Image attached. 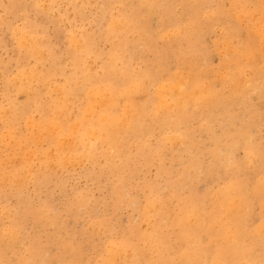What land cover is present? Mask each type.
<instances>
[{
    "label": "rangeland",
    "instance_id": "374dc122",
    "mask_svg": "<svg viewBox=\"0 0 264 264\" xmlns=\"http://www.w3.org/2000/svg\"><path fill=\"white\" fill-rule=\"evenodd\" d=\"M39 1L40 0H0V30H1L0 31V105H1L0 107L3 111H5V112H2V110L0 109L1 110L0 115L2 116V113H4L3 116L0 117L1 118L0 123L3 124V125L0 124V140H1V142H0V150H1L0 151V185H1L0 186V188H1L0 189V195H1L0 196V205H1L0 206V221L3 220L0 223V226H1L0 227V233H1L0 238L3 236L1 238L3 241L0 239V244H1L0 250H2L4 248L2 250V252L0 251L1 252L0 253V257H1L0 258V264L1 263L2 264H18V263L19 264H26V263L27 264H29V263L30 264L31 263L32 264H42L44 262H46L47 264H52V263L53 264H81V263L82 264H102V262L104 264H110L113 256H115V259H116L114 264H128L129 261H130L129 264H153V263L154 264H167V263L173 264V262H174V264H182V263L183 264H195V262L197 264H205V263L206 264H214V263L216 264V262L214 260L215 259L214 255H215V251L218 249H223V250L226 249V250H229V252H231L230 255L225 257L227 262L225 261V259H223V264H261V263L264 264V261H263L264 260V252L263 253L260 252V251H264V236H263L264 235V230H263L264 229V226H263L264 225V213H263L264 212V209H263V207H264L263 206L264 205V191H263V189H264V159H262L264 157V151H262V150H264V147H263L264 146V121H263L264 120V101H261L262 99L264 100V98H263L264 96H262V95H264V63H263L264 62V51H263L264 50V28H263L264 27V15H263L264 14V9H263L264 8V0H248V1L247 0H235V1L234 0H232V1L231 0H160V1L159 0H146V1L145 0H42V2L41 1L39 2ZM186 1H187V3H186ZM228 1H230L229 2L230 4L228 3ZM11 2H12V4L14 2V6H16V7H14L12 4H10ZM112 2L113 3L115 2V3L113 4ZM9 4L12 5V7ZM110 4H112V5H110ZM141 4L143 6H141ZM237 4H239V5H237ZM245 5H246V7H245ZM248 5H249V7H248ZM81 8H82V10H81ZM112 9H113V11H112ZM204 9H206V11ZM5 10L8 12H6ZM37 11H38V13H37ZM40 12H41V14H40ZM225 12L226 13L228 12V14H226ZM238 12H239V14H237ZM113 13H116V14H113ZM197 14H198V16L200 14V16L198 17ZM203 14H204V17H203ZM234 14H236V15H234ZM252 14L254 15V17L252 16ZM15 15H16V17H15ZM208 15H209V17H208ZM238 15H240V16H238ZM244 15H245V17H243ZM261 15H263V16H261ZM206 17H208V19ZM244 19H248V20H244ZM151 20H153V21H151ZM118 21H119V24H118ZM242 21L245 23L243 24ZM25 22L27 24L29 23L28 28H27L28 25H26ZM30 22L31 23L34 22L33 25H31ZM36 22H38L39 24ZM235 22H236V24H235ZM111 23H112V27H109V26H111ZM194 23H196V24H194ZM114 24H115V27L117 26L116 28L114 27ZM232 24H234V25H232ZM240 24L244 27H242ZM255 24H257V25H255ZM142 25H144V26H142ZM24 26H25V28H24ZM36 26H38V27H36ZM41 26L44 28H42ZM121 26H123L122 29H121ZM239 26L241 27L242 30L239 29ZM13 27H14L15 32L17 31L16 34H18V36L14 33V30H12ZM151 27H152V29H151ZM190 27H192V28H190ZM69 29H72V30H69ZM258 29H260V30L258 31ZM193 31H195V32H193ZM248 31H251L252 33L251 32L247 33ZM253 31H255V32H253ZM117 32H119V33H117ZM138 32H140V33L138 34ZM19 33L21 34V36H19L20 35ZM234 33H235V35H234ZM258 33H259V35H258ZM38 34H39V36H38ZM261 34L263 35L262 36L263 40L261 38ZM49 35H50V37H49ZM78 35H79V37H77ZM133 35L135 36L134 38H133ZM15 36H17V37H15ZM32 36L33 37L35 36V37L32 38ZM18 38H20V39H18ZM24 38L26 39V41ZM112 38H113V40H112ZM132 38H133V41H131ZM250 38H252L253 40ZM138 39L140 41H138ZM20 40H21V42H20ZM69 41H71L70 45H69ZM72 41H73L74 45L72 44ZM90 41L92 42V44ZM152 41H153V43L151 44ZM23 42L29 46H25ZM75 42H76V44H75ZM113 42H114V44H113ZM257 42H258V44H257ZM115 43H116V45H115ZM117 43H119V44H117ZM142 43H143V46H142ZM187 43H189V46L187 45ZM4 44H5V46H4ZM78 44L81 46H79ZM259 44H261V45H259ZM77 45H78V47H77ZM123 45H125V46H123ZM135 45L137 48H134ZM197 45H198V47H197ZM227 45H228V47H227ZM48 46H50L51 48ZM71 46L73 48H71ZM258 46H260V47H258ZM68 47H70V48H68ZM76 47L78 49H76ZM79 47L81 49H79ZM186 48H187V50H186ZM120 49H121V51H120ZM248 49L251 52L249 51L248 55H247ZM20 50H22V51H20ZM188 50H189V52H188ZM122 51H124V52H122ZM178 51H180V52H178ZM193 51L194 52L198 51L199 53L198 52H197V54L192 53ZM87 52H88V54H87ZM109 52H110V54H108ZM113 52H114V54H113ZM117 53H118V55H117ZM159 53L160 54L163 53V54L160 55ZM56 54H59V55H56ZM83 54H85L86 57ZM200 54L203 57H201ZM22 55H24V56H22ZM119 55H120V57L118 58ZM127 55L131 56V57H128ZM133 55H135V56H133ZM18 56H19V59H21V60L18 59ZM114 56L115 57L117 56L116 59L118 60V62ZM204 56H206V58ZM88 57H90L91 59H89ZM166 57H167V60L169 62L166 60ZM41 58H43V59H41ZM47 58H48V61H47ZM74 58H76V59H74ZM83 58L84 59L88 58V60L87 59L84 60ZM126 58H127V60H126ZM78 59L79 60L81 59V60L79 61ZM113 59H114V61L110 62V60H113ZM179 59H181V60H179ZM77 60L79 62H76ZM37 62H39V63H37ZM90 62H91V64H90ZM93 62H94V64H92ZM162 62H164V63H162ZM182 62L185 65H183ZM65 63H66V66H65ZM82 63H84V64H82ZM114 63H115V66H114ZM110 64L113 65L112 68H111ZM189 64H190V66H189ZM223 65H224V67H223ZM20 66H22L21 69H20ZM31 66H32V68H31ZM82 67H84V70L91 68L90 70H92V71H90V70L84 71L82 69ZM95 67L97 69H94ZM108 67H110L111 69ZM34 68L36 69V72H33V71H35ZM98 68H100V69H98ZM116 68L118 69V71H116L117 70ZM146 68H147V73L145 71ZM157 68H159V69H157ZM165 68H167L168 70ZM25 69H26V71H25ZM74 69H75V71H74ZM80 69L83 71L81 72ZM113 69H115V70H113ZM127 69H128V72L131 71L130 69H132V71L130 73H128ZM177 69H178V71H177ZM78 70H80V72ZM112 70L114 71L113 72L114 74H112ZM143 70H144V74L140 73ZM254 70H255V72H254ZM259 70H261V71H259ZM31 71L33 73H31ZM67 71H69V72H67ZM76 71H77V74H75ZM258 71L261 74H259ZM13 72L17 76H14ZM11 73L14 77L11 76ZM101 73H102V75H101ZM145 73H146V75H145ZM152 73L157 74L156 75L157 77L155 76V74H152ZM170 73H172V74H170ZM193 73H194V75H193ZM92 74H93V76H92ZM95 74L97 75L98 78L96 77ZM175 74H178V75H175ZM35 75H37V76H35ZM62 75L65 76L66 78L63 77ZM152 75L155 76L157 79H155V77H153ZM170 75H171V77H170ZM173 75H174V77H172ZM258 75H259V78H258ZM89 76H90V78H89ZM126 76H127V78H126ZM163 76H166V77H163ZM86 78H87V80H86ZM140 78H141V80H140ZM185 78H186V80H185ZM18 79L21 81H19ZM31 79H33V80H31ZM89 79L91 81H89ZM119 79H121V81ZM8 80H9V83L7 82ZM76 80H78L77 81L78 84L75 82ZM129 80L131 82L135 81L134 83L137 82V86H138L137 90L132 91V89H130L131 84H130ZM179 80H181V82ZM10 81H12V82H10ZM165 81H166V83L164 84ZM243 81H245L244 84L242 83ZM13 82H16V86H15V83H13ZM19 82H21V84ZM60 82H61V84H60ZM84 82H86V83H84ZM128 82L130 84L129 85L130 87L127 84ZM148 82H150V83L148 84ZM174 82L176 84L177 83L178 84L176 85ZM56 83H58V84H56ZM116 83L117 84L119 83V84L117 85ZM19 84H20V86H24V87L19 89ZM45 84H46V86H45ZM51 84H53V85L56 84V85L53 86ZM63 84H65V85H63ZM120 84H122V85H120ZM140 84L143 85V87L140 88L139 87ZM35 85H36V87H35ZM40 85H41V87H39ZM159 85H162L163 87L161 88V86H159ZM247 85L250 87H248ZM258 85H259V87H258ZM42 86L45 87L47 92L52 91L49 93H51L53 96L50 94L48 95V93H46L45 89ZM109 86H110V88H109ZM9 87L13 90H11ZM17 87H18V89H16ZM54 87L57 88V90L54 89ZM66 87H67V89H66ZM152 87L153 88L156 87V88L153 89ZM179 87L181 88V90ZM49 88H51L52 90H50ZM144 88H145V91L147 93L145 91H143ZM160 88L163 90L160 91ZM41 89H43V92ZM108 89H109V91H108ZM146 89H148V90H146ZM17 90H18V93H17ZM26 90L29 92H27ZM156 90L157 91L159 90V91L155 92ZM171 90H172V92H171ZM205 90H207L208 92ZM13 91L16 93V96H18V97L15 96V93ZM53 91H54V93H53ZM57 91H59V92H57ZM76 91H77V94H76ZM100 91L106 92L108 96L106 95V93L100 92ZM39 92H40V94H39ZM129 92L130 93L132 92V93L130 94ZM148 92H150V93H148ZM152 92H153V94H152ZM214 92H216L218 95H216ZM65 93H66V95H65ZM91 93L93 96L91 95ZM94 93H96V94L94 95ZM114 93H116V94H114ZM119 93H122V94H120V97H119ZM140 93H142L143 96H141L142 94H140ZM205 93H207V94L205 95ZM212 93H213V95H212ZM25 94H26V96H25ZM144 94H145V96H144ZM247 94H248V96H247ZM62 95H65V96H63V99H62ZM70 95H71V99H69ZM72 95H74V96H72ZM88 95L92 97V98L89 97L90 99H92L90 102H89L90 99L88 98ZM103 95L105 98L103 97ZM113 95L115 98H113ZM154 95H155V97H153ZM22 96H24V97H22ZM31 96L33 97V99L31 98L33 101L38 100V101H35L36 104L33 103V101H32L33 104L30 103L31 99H29V97H31ZM50 96H51L52 100L50 99ZM94 96L98 102L96 100L93 101V99H95V98H93ZM136 96H137V98H135ZM149 96L152 98H150ZM176 96H177V98H176ZM8 97H9V99H8ZM57 97H60L62 102L60 101V98H57ZM26 98H27V100H26ZM102 98L105 100V102H103L104 100ZM106 98H108V99H106ZM120 98L122 100H120ZM126 98H128V99H126ZM138 98H141L142 102L140 101L141 99H138ZM153 98H154V100L152 101ZM234 98L236 101H234ZM49 99H50V102H49ZM53 99L55 102L53 101ZM57 99L61 103L59 101H57ZM109 99L111 101L114 100L115 104H113L114 101L112 103ZM227 99H228V102L226 103ZM25 100L28 103H26ZM135 100H138V102ZM150 100H151V102H150ZM67 101L69 102V104H67L68 103ZM143 101H144V103H143ZM161 101H163V103H161ZM179 101H180V103H179ZM99 102L100 103L102 102V103L100 104ZM148 102H150V103H148ZM198 102H199V104H198ZM231 102H233L234 104ZM10 103H12L13 105ZM29 103L31 104L30 106L27 105ZM157 103L158 104H164V105L162 107V105H158ZM201 103L203 106L201 105ZM218 103H219V105H218ZM230 103L232 104L231 106H230ZM3 104H4V106H3ZM54 104L58 108H55L56 106ZM92 104L94 106L95 105L96 106L94 107ZM170 104L173 107H170ZM223 104H224V106H223ZM226 104L228 106H230L229 110H228V106ZM38 105H41V106H38ZM66 105H67V107H66ZM68 105L70 106V108ZM217 105H218V108H217ZM2 106H3V108H2ZM7 106H8V110L6 108H4ZM13 106L17 107V108L15 109ZM22 106L24 107V109L22 108ZM127 106L129 108H127ZM137 106H138V108H136ZM149 106H152V107H149ZM160 106H161V109H160ZM166 106H167V108L164 109V107H166ZM9 107H11V108H9ZM41 107H42V109H40ZM63 107L65 108V111L62 110ZM85 107L87 109L88 108L89 109L86 111ZM139 107H142L141 110H139L140 109ZM201 107L203 110L201 109ZM232 107H233V109L231 110ZM30 108L31 109L38 108L39 111H38V109L36 110L37 112L34 110L32 111ZM71 108L73 110H74V108H76V109L73 111ZM94 108H96V109H94ZM223 108H226V109H223ZM45 109L48 112V114L45 111ZM99 109H101L100 113H99ZM126 109H128V110H126ZM26 110L29 111V114ZM129 110H130V112H129ZM136 110H138L139 113ZM192 110H193V112H192ZM42 111H43V113H42ZM63 111H64L66 117H65ZM93 111H94V113H92ZM97 111L99 114L97 113ZM153 111H154V114H153ZM227 111H229L228 114H224V113H227ZM230 111H233L232 112L233 114L230 113ZM20 112L23 115H21ZM101 112H103V113H101ZM156 112H157V114H155ZM164 112L165 113L167 112V114L165 116L163 115V114H165ZM203 112L205 113L204 115H203ZM208 112H210V113H208ZM220 112H221V114H219ZM7 113L9 114V120L7 119L8 118ZM16 113H20V114H16ZM24 113H26L25 115L27 117L24 115ZM30 113L35 114V115L30 116L31 115ZM142 113H143V115H142ZM170 113H172V114H170ZM189 113H191L190 116H189ZM102 114L104 116H106L108 119H110L112 117L109 120L110 124H112V125L109 124V127H111V131H110V128H108V130L101 129V124H103V118H102L103 115ZM126 114H128V115H126ZM178 114H181V115H178ZM199 114H200V116H199ZM211 114H213L214 117ZM223 114H224V116H223ZM16 115H17V118H16ZM70 115H72V116L70 117ZM94 115H96V118ZM110 115H112V116H110ZM140 115H141V117H140ZM147 115L150 118H148ZM155 115H157V116H155ZM184 115L186 118H182V116L184 117ZM20 116H21V118H20ZM28 116L30 118H28ZM89 116L92 117L91 120L95 124L99 120H101V121H99L94 128L89 127L87 125L88 122H85V120L86 121L90 120ZM121 116H122V118L120 119ZM178 116H179L180 120H182V121L178 120ZM196 116H199V117L197 118ZM217 116H220L221 118H219ZM153 117H155V119L157 117L158 119L155 120ZM161 117H163V118L161 119ZM188 117H189V119H188ZM207 117H208V119L206 120ZM11 118L13 120L12 122H10ZM35 118L38 119V121ZM40 118L42 120H40ZM52 118H53V120H51ZM126 118H128V119H126ZM166 118H168V119L164 120ZM175 118H176V122H174ZM202 118H203V120H202ZM227 118H230V119H227ZM2 119H3V121H2ZM125 119H126V121H125ZM183 119L184 120L186 119L185 122ZM223 119H224V122H223ZM4 120H6V121H4ZM71 120H73V121H71ZM95 120H96V122H95ZM122 120H123V122H121ZM161 120H162V123H164V126L160 122ZM170 120H172L171 123L168 122ZM198 120H200V121H198ZM23 121H25V122H23ZM130 121L131 122L133 121V122L130 123ZM155 121H157V122H155ZM178 121L183 122V123L180 124ZM210 121L212 124L210 123ZM212 121H214V122H212ZM22 122H23V124H22ZM42 122H43V124H42ZM47 122L49 125H47ZM72 122L73 123L75 122L74 125H72L74 128L71 127ZM34 123L36 124L35 125L36 127L38 125L37 128L36 127L34 128V126H33ZM120 123H121V126H120ZM127 123H129V124H127ZM208 123H210V125ZM4 124H5V126H4ZM28 124H31V126ZM98 124H99V126H98ZM124 124H126V125H124ZM135 124H137V126ZM160 124H161V126H160ZM175 124H176V126H177V124H180V125H179V127L177 126V128H176ZM203 124H205V125H203ZM61 125H62V127H61ZM63 125H64V127H63ZM158 125H159V128H158ZM186 125H187V127H186ZM6 126H8V128ZM27 126H29V127L27 128ZM58 126H60L62 129ZM68 126L71 128H69ZM127 126H129V127H127ZM142 126L144 129L142 128ZM212 126H213V128H212ZM238 126H239V128H241V130H243V133L240 132L241 130L238 128ZM51 127H52V129H51ZM75 127H76V130H75ZM79 127L81 128V130ZM232 127H237L239 130L237 128L235 129ZM3 128H5V129H3ZM58 128L60 131H58ZM89 128H92V130L90 129L88 131ZM95 128H97V129H95ZM120 128H121V130H120ZM147 128H148V130H146ZM165 128L169 129V130L166 131ZM180 128L182 130L183 129L184 130L180 131ZM205 128H207V130ZM13 129H15V130H13ZM70 129L73 132L72 131L69 132ZM171 129H172V131H171ZM208 129H210L211 131ZM234 129H235V131H233ZM251 129H253V130H251ZM2 130H3V132H2ZM33 130H34V132H33ZM77 130H79V131H77ZM128 130H129V133H128ZM134 130L135 131L137 130V131L134 133ZM138 130L140 131V134L138 133L139 132ZM202 130H203V132H202ZM237 130L239 131V133ZM17 131H19V132H17ZM29 131H30V133H29ZM96 131H98V132H96ZM116 131H117V134H116ZM118 131H121V133L120 132L118 133ZM1 132H2V135H1ZM9 132H12V133L9 134ZM49 132H51V133H49ZM80 132L82 134V138H81ZM83 132H87L86 136H85V133H83ZM234 132H235V134L233 135L232 133H234ZM248 132L250 134L253 132L251 135V140L249 137L250 134ZM4 133H5V135L8 134L10 139H8L7 135H6L7 137L5 135H3ZM23 133H26V134H23ZM53 133L55 134V136ZM69 133H71L72 135L71 134L68 135ZM136 133H138V135ZM212 133L213 134L215 133L214 136ZM11 134H13V135L11 136ZM44 134H45V136H43ZM50 134H51V136H50ZM64 134H66V135H64ZM94 134H96V136ZM128 134H129V136L127 138ZM142 134H144V136ZM165 134H166V136H165ZM187 134H188V136H187ZM239 134H240V137H239ZM244 134H245V136H244ZM18 135H19V138H18ZM100 135L101 136L103 135V137H100ZM175 135H176V137H175ZM226 135H228V136L231 135V137H227ZM77 136H78V138H77ZM83 136H84V138H83ZM145 136L147 138H145ZM185 136H187V137H185ZM225 136L227 137L226 139H224V140L220 139V138H225ZM16 137H17V139H16ZM22 137H24V139H22ZM62 137H64V140L62 139ZM93 137L97 141H95L93 139ZM133 137H135V138H133ZM143 137H144V140H143ZM165 137H167V140H169V141L164 139ZM172 137H175L176 139L175 138L174 139L178 140V142L174 141V139ZM214 137H215V140L213 141ZM13 138L15 140L14 142L12 140ZM34 138H36V139H34ZM38 138H40V141L38 140ZM41 138H42V140H41ZM58 138H59V140L60 139L61 140L58 141ZM141 138H142V140H141ZM168 138H171V139H168ZM194 138L196 139V141H194L195 140ZM203 138H204V140H203ZM205 138L207 141L205 140ZM241 138H244V139H241ZM19 139L20 140L22 139V140L19 142ZM27 139H29V140H27ZM31 139H32V141H31ZM45 139H46V141H45ZM92 139H93V142H91ZM211 139L213 142H211ZM216 139L219 140L220 142L217 141V142H219V144L215 143L216 144L215 145L214 142H216ZM10 140L13 143H11ZM77 140L79 141V143H77L78 142ZM149 140H151V141H149ZM172 140L174 142H172ZM231 140H233L232 142L235 141L233 143V145H231ZM238 140H240V141H238ZM57 141L59 142L58 144L56 143ZM141 141L143 142V144ZM170 141L172 142V144L170 143ZM203 141H205V142H203ZM245 141L247 142V144ZM27 142H29L28 145H27ZM89 142L91 143V145ZM122 142H123V144H122ZM138 142L141 145H139ZM197 142H198V144H197ZM17 143L19 146L17 145ZM75 143H77V146L79 144V146L77 147ZM86 143H87L88 147H87ZM106 143L108 145H106ZM187 143H189V144H187ZM200 143H202L203 145L202 144L200 145ZM20 144H23L24 146L23 145L20 146ZM33 144L35 145L36 148H34ZM40 144L42 146H40ZM83 144H84V146L81 147V145H83ZM133 144L135 145V148H134ZM151 144L153 145L154 151L151 148L152 147ZM208 144H210V145H208ZM213 144H214V147H213ZM237 144H238V146H237ZM249 144H251V148H250ZM144 145H145V148H144ZM189 145L190 146L192 145V146L190 147ZM196 145L199 146V148ZM221 145H223L224 148ZM229 145H231V146H229ZM29 146L31 148H29ZM57 146H59V147H57ZM162 146H164V147H162ZM203 146H206V148ZM247 146H248V148H244ZM252 146H253V148H252ZM11 147H13V148H11ZM16 147H18L19 151ZM39 147H41V148H39ZM130 147L132 148V151H134V152L131 151ZM232 147L236 148V149H232ZM255 147H257V148H255ZM22 148H24V149H22ZM64 148H65V150H63ZM89 148H90V150H89ZM104 148H105V150H104ZM124 148H126L125 151H124ZM173 148L176 150H174ZM184 148L186 149V151L184 150ZM2 149H3V151H2ZM9 149H11V150H9ZM128 149H129V151H128ZM134 149L135 150L137 149L138 151L136 150L137 152H135ZM224 149L227 151V153ZM249 149H251V150L254 149V150L251 151ZM33 150H34V153H33ZM74 150H75V152H74ZM83 150H84V152H83ZM143 150H146V151H144V153L146 152L145 154L143 153ZM150 150H152V151H150ZM177 150L178 151L180 150V152H182V150H183L185 153L183 152L184 153L183 154V153L177 152ZM188 150H190V151H188ZM209 150L213 154L210 153ZM212 150H214V151H212ZM230 150H231V152L228 153ZM24 151L25 152L28 151L29 153L31 152L33 154L29 155V153H24ZM47 151H49L50 153ZM58 151H60V153ZM61 151H63V152H61ZM215 151H217V153ZM220 151H222L221 152L222 155L220 154ZM247 151H248V153L246 154ZM82 152L86 156L85 155L83 156ZM141 152L143 153V155ZM207 152H209V153H207ZM258 152H259V154H258ZM20 153H21L22 157L19 156ZM35 153H37V154H35ZM53 153H57V154H53ZM63 153L68 157L69 160L71 159L70 163L73 164V165L71 164L72 166H70L68 159H66V160H68L67 162H65L66 160L64 161L66 156L63 155ZM12 154H14V155H12ZM44 154H48V155L46 156ZM49 154L53 155V158ZM68 154H70L71 156L77 154V156L75 155V156L71 157L69 155L70 156L69 157ZM129 154L131 157L129 156ZM136 154H138V156H139V154H141L142 156L137 157ZM158 154H159V156H158ZM216 154H218V155L216 156ZM261 154H262V158H261ZM17 155H18V157H17ZM23 155H24V157H23ZM54 155H56L57 157H55ZM145 155L149 156V157L152 155L150 157V159H148V157H147L148 160L146 161V165L144 162L145 161L144 158H146ZM163 155H165V156H163ZM193 155H195L194 157H196V158H194ZM225 155H226V157H225L226 159H223ZM256 155H258V156L256 157ZM15 156H16V158H15ZM59 156L63 157L62 158L63 161L61 160V158ZM112 156H114V157H112ZM156 156H157V158H156ZM211 156H212V158H211ZM218 156L220 158V161H217V160H219ZM244 156H246V158ZM5 157H6V160H5ZM41 157L42 158L44 157L45 160L42 159ZM79 157H82V158L79 159ZM126 157H128L127 159L130 161L126 160ZM133 157L137 160V162L135 159H133ZM140 157H144V158H140ZM247 157H249V158H247ZM252 157L253 158L255 157V158L253 159ZM200 158L204 159V160L202 161ZM228 158L230 160V162H229L230 164L225 163V162H228ZM50 159L51 160L53 159L52 162L50 161L51 163L49 162ZM72 159L74 162H71ZM78 159L81 160L83 163L81 161H79ZM95 159H96V161H94ZM132 159L134 161H132ZM143 159H144V161H143ZM191 159H193V160L191 161ZM199 159H200V161H199ZM243 159L245 160V162ZM47 160H48V162H47ZM58 160L59 161L61 160V162H59ZM98 160H100L101 162H98ZM103 160H105L106 162ZM116 160L118 161V163H116ZM223 160H225V161H223ZM54 161L56 162V164ZM57 161L59 162V164ZM152 161H153V163L156 162L155 164L158 165L159 167L153 163H149ZM204 161H206V162H204ZM12 162H13V164H12ZM26 162L28 163V165ZM63 162H64V164H63ZM77 162L78 163L81 162V163H79V165H76V164H78ZM103 162H105V163H103ZM125 162L129 163L127 165V167H126ZM130 162L131 163L133 162V164H130ZM181 162H183V164ZM207 162H211V163L208 165ZM212 162H214V163H212ZM219 162L222 164H220ZM23 163H24V166H22ZM36 163L39 165H37ZM47 163L48 164L50 163L51 165L49 164V166H48ZM53 163H54V166H53ZM114 163H116V164H114ZM187 163H188V166H186ZM193 163H194V165H196V167L192 166ZM218 163H219V167H220L219 169H218V165H216ZM31 164L33 165V167L31 166ZM160 164L163 166H161ZM179 164H181V166L178 167ZM64 165H66V166H64ZM74 165H75V167H74ZM114 165H116V166H114ZM207 165L211 166V167H208ZM231 165H232V168H231ZM241 165H243V167ZM252 165H254V168ZM29 166H30V169H29ZM143 166H145V167H143ZM155 166L160 170H158ZM176 166H177V168H176ZM184 166H186L187 168ZM205 166H206V168H205ZM221 166H223V167H221ZM132 167H133V169L131 170ZM207 167H208V169H207ZM247 167L248 168L251 167V168L248 169ZM48 168H50V169H48ZM52 168L54 170H57V172L56 171L54 172V170ZM193 168H195L194 169L195 171L193 170ZM196 168H197V170H196ZM256 168H258V169L260 168V169L256 170ZM113 169H115V170H113ZM128 169L130 170V172H128ZM141 169H143V170H141ZM163 169H165V171H163ZM179 169L180 170L182 169V170L180 171ZM27 170H30L31 172H28ZM169 170H170V172H169ZM209 170H211V171H209ZM217 170H218V172H217ZM219 170H220V173H219ZM59 171H60V173H59ZM136 171H138V172L141 171L143 173L139 172V174H137ZM158 171H159V173H158ZM188 171H190V172H188ZM193 171L196 174L193 173ZM196 171H198V172H196ZM233 171H235V172H233ZM223 172H224L225 176L222 174ZM246 172H248V173H246ZM56 173L58 175H56ZM190 173H192V174H190ZM218 173H219V175H218ZM232 173H233V175H232ZM234 173H237V174L234 175ZM158 174H159V176H157ZM197 174L199 176H197ZM261 174H263V175H261ZM130 175H132L131 177H133L135 179V181L137 180L138 182L137 181L135 182L134 179L130 177ZM136 175H138L140 178L138 176L136 177ZM141 175H144L143 179H141L142 178ZM167 175H169V176L167 177ZM181 175H183V176H181ZM220 175H223V176H220ZM238 175H239V177H238ZM145 176H147L148 178ZM226 176H228V177H226ZM234 176H236L235 181H234V178H235ZM245 176H247V177H245ZM188 177H190V179ZM115 178H117V180ZM124 178L126 181L123 180ZM197 178H199V180ZM8 179H10L11 182H10V180L7 181ZM240 179H242V180H240ZM260 179H262V180H260ZM15 180H20L21 183H20V181L15 182ZM168 180H170V182ZM178 180H180L178 182L179 184L176 182ZM187 180L189 181V183L187 182ZM190 180H191V182H190ZM2 181H3V184H2ZM25 181H26V183H25ZM144 181H145V183H144ZM186 182H187V184H186ZM229 182H232V183L229 184ZM257 182H258V184H257ZM41 183H43V184H41ZM168 183H169V186H168ZM25 184H27V185H25ZM158 184H159V186H158ZM237 184L238 185L241 184L242 186L240 185L238 187ZM134 185H136V186H134ZM144 185H146V186H144ZM175 185H177V187ZM178 185H179V187H178ZM226 185H227V187H226ZM245 185H247V186H245ZM15 186H17V188ZM157 186L159 187V189L161 191L158 189ZM165 186L166 187L168 186V187L166 188ZM233 186H235V187H233ZM250 186H251V188H250ZM2 187L4 190L2 189ZM123 187H124V190H123ZM211 187H213V188H211ZM246 187H247V189H246ZM142 188L144 189L145 192L143 191ZM153 188L158 189V190L155 191V189H153ZM219 188H221V189H219ZM223 188H224V190H222ZM239 188L240 189L242 188V190H240ZM255 188H257V190ZM166 189H167V191H166ZM208 189H210V190L212 189V190L209 192ZM238 189H239V191H238ZM179 190H181V191H179ZM194 190L197 192H194ZM206 190H208L209 193H207ZM214 190H216V191H214ZM258 190H260L261 192L263 191V192L261 193ZM113 191H116V192H113ZM117 191L120 193H118ZM217 191H218V193L216 194ZM230 191H232V192H230ZM240 191H241V193H240ZM158 192H159V194H158ZM126 193L129 195L125 196ZM147 193H148V196H147ZM191 193H192V195H191ZM19 194H20V196H19ZM113 194H115V195H113ZM257 194L260 196H258ZM82 195H85V197ZM215 195H217V196H215ZM197 196L199 198H197L195 200V198ZM114 197H115V199H114ZM158 197H159V199H157ZM173 197H175V198L173 199ZM238 197H240V199ZM124 198H125V200H124ZM139 198H141V199H139ZM142 198H143V200H142ZM39 199H40V202H39ZM161 199H163V200H161ZM189 199H190V201H189ZM246 199L248 200V202ZM255 199H257V200H255ZM150 200H152V201L150 202ZM183 200H185L186 203L185 202L180 203V201H183ZM198 200H200V202H198ZM207 200H208V202H207ZM214 200H215V203L217 201L218 202L216 204H214L213 203ZM41 201H42V203L44 201L45 202L42 204ZM146 201H148V202L145 203ZM259 201H262V202H259ZM17 202L18 203L20 202V203L18 204ZM30 202H31V204H29ZM118 202H119V205H116V204H118ZM128 203H130L129 206H128ZM218 203H219V205H218ZM17 204L20 206V208ZM39 204H40V207H39ZM143 204H144V206H143L144 208H142ZM146 204H147V206H145ZM189 204L192 205L191 206L192 208H190ZM171 205H173V206H171ZM197 205L199 206V208ZM35 206H36V208L37 207L38 208L35 209ZM122 206H124V207H122ZM130 206H132L131 207L132 209L130 208ZM137 206H139V209L137 208ZM152 206H153V209H152ZM167 206H168V208H167ZM169 206L172 208L170 209ZM218 206H219V208H218ZM247 206H249L251 208H249V207L247 208ZM79 207H80L79 210L78 209L75 210V208H79ZM184 207H186V208H184ZM13 208H14V210H13ZM21 208H22V210H21ZM65 208H66V210H65ZM85 208L86 209L89 208L90 211L89 210L86 211ZM93 208H95V209H93ZM197 208L200 210V212H198L199 210H197ZM208 208L210 211L208 210ZM245 208H247V209L245 210ZM15 209H19L20 213H19V210H17L18 213H16ZM59 209H60V211H58ZM81 209H83V210L81 211ZM136 209H137V211L135 212L134 210H136ZM142 209H143V212L141 211ZM180 209L182 211H179V213H177V211ZM216 209H218V210L216 211ZM228 209L230 210L229 212L227 211ZM6 210H8L7 211L8 213L6 212ZM41 210H43L44 213H42ZM61 210H65V211L63 212ZM67 210H69V211L71 210L70 213ZM243 210H245V211H243ZM12 211H15V212H12ZM26 211H27V213H26ZM32 211H33V213H31ZM54 211H55V213L52 214V212H54ZM74 211H75V214H74ZM166 211H167V213H166ZM39 212H40V214H39ZM209 212H210V214H209ZM1 213H2V215H1ZM48 213H50V214L47 215ZM60 213H62V214L59 216ZM113 213H114V215H113ZM186 213H187V215H186ZM247 213H250V214H247ZM31 214H32V217H31ZM78 214L80 215V218H78L79 217ZM166 214H168V215H166ZM175 214H178V215H175ZM33 215H35V216H33ZM42 215H44L45 218ZM136 215H138V217ZM208 215H210V216H208ZM255 215L258 217H256ZM47 216H49L50 218L52 217V219L54 218V220H56V221L58 218L57 222L59 225L55 226L57 224V222H55L52 219H49V217H47ZM111 216H112V218H111ZM211 216H212V218H211ZM246 216H247V218L248 217L249 218L247 219ZM183 218L184 219L186 218V219L184 220ZM240 219L242 220V222ZM49 220H50V223H49ZM181 220H183V221L181 222ZM34 221H35V224L33 223ZM37 221L39 223H37ZM106 221H108V222H106ZM130 221H133V222H130ZM151 221H153V222H151ZM202 221H204V222L202 223ZM25 222H27V223H25ZM40 222L43 225H40ZM160 222H161V224H160ZM211 222L215 223L216 225L211 223ZM2 223L3 224L6 223V224L3 225ZM54 223H56V224H54ZM133 223H135V225ZM185 223H187V224H185ZM29 225H33V226H29ZM44 225H46V227ZM164 225H166V226H164ZM25 226L27 227L26 229H25ZM40 226L43 228L40 229L41 228ZM50 226L52 227V229ZM124 226H125V228H124ZM212 226H213V229H212ZM65 227H67V228H65ZM179 227L181 230H179ZM238 227H240V228H238ZM2 228H4V229H2ZM5 228H6V230H5ZM8 228L10 229V231ZM17 228H19V229H17ZM61 228L63 231L61 230ZM199 228H201V230H199ZM65 229H67V230H65ZM73 229H75L77 231H75V230L73 231ZM82 229L84 230V232ZM121 229H122V232L121 231L118 232ZM136 229H137V231H136ZM148 229H150V230H148ZM167 229H168V231H167ZM172 229L174 230L173 231L174 233L172 232ZM210 229H212V230H210ZM261 229H262V231H261ZM36 230H37V232H36ZM52 230H54V232ZM79 230H82V231H80V233H79ZM177 230L179 232L176 233ZM23 231H25V232H23ZM142 231H144V232H142ZM223 231H224V233H222ZM238 231H240V232H238ZM22 232H23V234H22ZM77 232L79 233V235L77 234ZM99 232H100V235L98 234ZM138 232H140V233H138ZM39 233L43 234V236L40 235ZM49 233H51V234H49ZM187 233L189 234V236H187ZM52 234H54V235H52ZM184 234H186V235H184ZM208 234L211 236H209ZM231 234H233V235H231ZM251 234H252V236H251ZM44 235L48 238L45 239L46 237ZM57 235H59L60 238ZM141 235L143 236V238ZM144 235H146V236H144ZM34 236H36L35 237L36 239L34 238ZM66 236H67V238H66ZM131 236L132 237L134 236V237L131 238ZM198 236H199V238H198ZM17 237L20 239L18 240ZM25 237H26L27 241H25ZM98 237H99V239H98ZM123 237H125V238H123ZM158 237H159V239H158ZM163 237H165V238H163ZM181 237H182V239H181ZM242 237H245V238H242ZM32 238H34L35 240L40 239V238L41 239L37 240L38 241L37 242V241H34V239L32 240ZM114 238L117 239L116 242H114L115 241ZM250 238H252V240ZM95 239H96V241H94ZM174 239H176V242H178V243H176ZM43 240H45V241H43ZM145 240H146V242H145ZM148 240H149V242H148ZM165 240H166V242H165ZM181 240H182V242H181ZM17 241L18 242L20 241L19 243H21V244L18 245ZM50 241L54 242L53 243L54 245ZM121 241H123V242L121 243ZM184 241L186 242V244ZM8 242H10V243H8ZM27 242H29L28 243L29 245L27 244ZM62 242H64V243H62ZM126 242L128 243V245L126 244ZM171 242H173V243H171ZM2 243L4 244V246ZM24 243H26V244L24 245ZM79 243L81 244V247L79 246ZM180 243H182V244H180ZM55 244L56 245L58 244L59 248L58 247L56 248ZM82 244H83V246H82ZM142 244H144V245H142ZM176 244H179V245H177L178 249H176V247H177V246H175ZM261 244H263L262 247H261ZM61 245H62V247H61ZM87 245H89V247ZM111 245L114 247H112ZM130 245H132V247ZM27 246H28V248H27ZM40 246H42V248L44 246L47 248L44 247V250H42V248H39ZM124 246L126 248H124ZM138 246H141V247H138ZM150 246H152V247H150ZM154 246H155V249H154ZM231 246H232V248H231ZM79 247H80V250H79ZM105 247H106V249H105ZM108 247L112 248V250L110 249L111 251H109ZM166 247L168 250L166 249ZM183 247H185V248H183ZM192 247H193V249H192ZM48 248L52 249V250L47 251L46 249H48ZM169 248L171 250H173L172 251L173 254L171 253V250ZM125 249H126V254L124 251ZM26 250H28V251H26ZM45 250L47 251L46 253L48 255L45 253ZM247 250H248L249 254H248ZM31 251H33V252H31ZM35 251H37V253H35ZM40 251H41V253L39 255H37ZM77 251L79 253H77ZM130 251H131V254H130ZM153 251H154V253H153ZM184 251H185V253H184ZM192 251H193V254L195 252V255L192 254ZM204 251H205L206 255H205V253L203 255ZM240 251H242V253ZM254 251H256V252H254ZM139 252L142 254H140ZM244 252L246 255H248L247 257L244 254ZM257 252H258V254H257ZM30 253L32 255H30ZM44 253H45V255H44ZM62 253H63V255H62ZM147 253H148V255L146 257ZM175 253H176V255H175ZM238 253H240V254L238 255ZM250 253L252 254V256H250L251 255ZM68 254H69V256H68ZM111 254H112V257H110ZM119 254H120V256H119ZM149 254H151V255H149ZM163 254L165 255V257ZM242 254H244L245 256L244 255L242 256ZM83 255H85L84 258H83ZM170 255H172V256H170ZM41 256H43L44 262H43ZM261 256H263L262 257L263 259L261 258ZM55 257H56V259H55ZM77 257H78V259H76V260H78V262L76 263L75 258H77ZM156 257H157V259H156ZM2 258L4 260H2ZM81 258H83L82 261H81ZM129 258L130 259L132 258V259L130 260ZM180 258H183V259H180ZM5 259L7 262L5 261ZM30 259H31V262H30ZM39 259H41V260H39ZM169 259H170V262H167ZM178 259H180L182 261V263ZM186 259H187V261L185 263ZM48 260H49V263L47 262ZM59 260H60V262H59ZM97 260H99V262ZM120 260H122V261H120ZM155 260H156V262H155ZM212 260H214V261H212ZM40 261H42V262H40ZM79 261H81V262H79ZM132 261H134V262L131 263ZM147 261H148V263H146ZM57 262H59V263H57ZM84 262H86V263H84ZM122 262H124V263H122ZM175 262H177V263H175ZM249 262H251V263H249ZM46 263H44V264H46Z\"/></svg>",
    "mask_w": 264,
    "mask_h": 264
},
{
    "label": "bare ground",
    "instance_id": "6f19581e",
    "mask_svg": "<svg viewBox=\"0 0 264 264\" xmlns=\"http://www.w3.org/2000/svg\"><path fill=\"white\" fill-rule=\"evenodd\" d=\"M40 1L42 2V0H40ZM40 1H39V2H40ZM145 1H146V0H145ZM159 1H160V0H159ZM231 1H232V0H231ZM234 1H235V0H234ZM247 1H248V0H247ZM35 2H36V1H35ZM39 2H38V3H39ZM108 2H109V1H108ZM205 2H206V1H205ZM205 2H204V3H205ZM229 2H230V1H228V3H229ZM260 2H261V1H260ZM24 3H25V2H24ZM112 3H113V2H112ZM114 3H115V2H114ZM114 3H113V4H114ZM135 3H136V2H135ZM186 3H187V1H186ZM186 3H185V4H186ZM236 3H237V2H236ZM236 3H235V4H236ZM10 4H12V2H11ZM10 4H9V5H10ZM19 4H20V3H19ZM102 4H103V3H102ZM142 4H143V3H142ZM142 4H141V6H143ZM196 4H197V3H196ZM229 4H230V3H229ZM235 4H234V5H235ZM12 5L14 6V2H13ZM12 5H10V6L12 7ZM21 5H22V4H21ZM23 5H24V4H23ZM110 5H112V4H110ZM124 5H125V4H124ZM183 5H184V4H183ZM203 5H204V4H203ZM237 5H239V4H237ZM18 6H19V5H18ZM18 6H17V7H18ZM185 6H186V5H185ZM212 6H213V5H212ZM214 6H215V5H214ZM229 6H230V5H229ZM235 6H236V5H235ZM11 7H10V8H11ZM14 7H16V6H14ZM190 7H191V6H190ZM245 7H246V5H245ZM248 7H249V5H248ZM252 7H253V6H252ZM8 8H9V7H8ZM8 8H7V9H8ZM112 8H113V7H112ZM11 9H12V8H11ZM30 9H31V8H30ZM30 9H29V10H30ZM41 9H42V8H41ZM102 9H103V8H102ZM233 9H234V8H233ZM250 9H251V8H250ZM263 9H264V8H263ZM21 10H22V9H21ZM81 10H82V8H81ZM204 10L206 11V9H204ZM5 11H6V10H5ZM102 11H103V10H102ZM112 11H113V9H112ZM233 11H234V10H233ZM6 12H8V11H6ZM42 12H43V11H42ZM110 12H111V11H110ZM129 12H130V11H129ZM186 12H187V11H186ZM239 12H240V11H239ZM239 12H238L237 14H239ZM37 13H38V11H37ZM46 13H47V12H46ZM46 13H45V14H46ZM205 13H206V12H205ZM210 13H211V12H210ZM225 13H226V12H225ZM246 13H247V12H246ZM246 13H245V14H246ZM252 13H253V12H252ZM40 14H41V12H40ZM113 14H116V13H113ZM226 14H228V12H227ZM256 14H257V13H256ZM261 14H262V13H261ZM169 15H170V14H169ZM192 15H193V14H192ZM234 15H236V14H234ZM250 15H251V14H250ZM263 15H264V14H263ZM263 15H261V16H263ZM197 16H198V14H197ZM197 16H196V17H197ZM199 16H200V14H199ZM199 16H198V17H199ZM210 16H211V15H210ZM238 16H240V15H238ZM238 16H237V17H238ZM252 16L254 17L253 14H252ZM256 16H257V15H256ZM259 16H260V15H259ZM15 17H16V15H15ZM192 17H193V16H192ZM203 17H204V14H203ZM208 17H209V15H208ZM208 17H206V18L208 19ZM232 17H233V16H232ZM243 17H245V15H244ZM110 18H111V17H110ZM251 18H252V17H251ZM44 19H45V18H44ZM154 19H155V18H154ZM161 19H162V18H161ZM192 19H193V18H192ZM202 19H203V18H202ZM237 19H238V18H237ZM260 19H261V18H260ZM36 20H37V19H36ZM114 20H115V19H114ZM220 20H221V19H220ZM241 20H242V19H241ZM244 20H248V19H244ZM261 20H262V19H261ZM111 21H112V20H111ZM116 21H117V20H116ZM151 21H153V20H151ZM226 21H227V20H226ZM107 22H108V21H107ZM113 22H114V21H113ZM5 23H6V22H5ZM25 23H26V22H25ZM33 23H34V22H33ZM33 23L30 22L31 25H33ZM36 23H38V22H36ZM59 23H60V22H59ZM202 23H203V22H202ZM242 23L244 24L245 22L242 21ZM8 24H9V23H8ZM38 24H39V23H38ZM115 24H116V23H115ZM115 24H114V27H115ZM118 24H119V21H118ZM146 24H147V23H146ZM194 24H196V23H194ZM235 24H236V22H235ZM26 25H28V26H27V28H28V27H29V23H28V24L26 23ZM26 25H25V26H26ZM31 25H30V26H31ZM34 25H35V24H34ZM40 25H41V24H40ZM109 25H110V24H109ZM109 25H108V26H109ZM228 25H229V24H228ZM232 25H234V24H232ZM240 25H241V24H240ZM255 25H257V24H255ZM6 26H7V25H6ZM25 26H24V28H25ZM142 26H144V25H142ZM182 26H183V25H182ZM195 26H196V25H195ZM241 26H242V25H241ZM251 26H252V25H251ZM259 26H260V25H259ZM261 26H262V25H261ZM16 27H17V26H16ZM18 27H19V26H18ZM36 27H38V26H36ZM41 27H42V26H41ZM109 27H112V23H111V26H109ZM116 27H117V26H116ZM116 27H115V28H116ZM122 27H123V26H121V29H122ZM237 27H238V26H237ZM242 27H244V26H242ZM257 27H258V26H257ZM19 28H20V27H19ZM33 28H34V27H33ZM39 28H40V27H39ZM42 28H44V27H42ZM54 28H55V27H54ZM142 28H143V27H142ZM190 28H192V27H190ZM193 28H194V27H193ZM205 28H206V27H205ZM263 28H264V27H263ZM21 29H22V28H21ZM36 29H37V28H36ZM45 29H46V28H45ZM151 29H152V27H151ZM231 29H232V28H231ZM236 29H237V28H236ZM239 29H241L240 26H239ZM255 29H256V28H255ZM12 30H14V27H13ZM69 30H72V29H69ZM73 30H74V29H73ZM136 30H137V29H136ZM166 30H167V29H166ZM187 30H188V29H187ZM241 30H242V29H241ZM241 30H240V31H241ZM259 30H260V29H258V31H259ZM261 30H262V29H261ZM0 31H1V30H0ZM38 31H39V30H38ZM47 31H48V30H47ZM54 31H55V30H54ZM74 31H75V30H74ZM97 31H98V30H97ZM109 31H110V30H109ZM117 31H118V30H117ZM175 31H176V30H175ZM197 31H198V30H197ZM229 31H230V30H229ZM235 31H236V30H235ZM6 32H7V31H6ZM12 32H13V31H12ZM16 32H17V31H16ZM16 32H15V30H14V33H15V34H16ZM69 32H70V31H69ZM76 32H77V31H76ZM185 32H186V31H185ZM193 32H195V31H193ZM249 32H251V31H248L247 33H249ZM253 32H255V31H253ZM256 32H257V31H256ZM47 33H48V32H47ZM63 33H64V32H63ZM81 33H82V32H81ZM106 33H107V32H106ZM117 33H119V32H117ZM139 33H140V32H138V34H139ZM186 33H187V32H186ZM251 33H252V32H251ZM251 33H250V34H251ZM19 34H20V33H19ZM39 34H40V33H39ZM39 34H38V36H39ZM78 34H79V33H78ZM109 34H110V33H109ZM163 34H164V33H163ZM236 34H237V33H236ZM256 34H257V33H256ZM16 35L18 36V34H16ZM24 35H25V34H24ZM76 35H77V34H76ZM129 35H130V34H129ZM141 35H142V34H141ZM234 35H235V33H234ZM258 35H259V33H258ZM17 36H15V37H17ZM19 36H21V34H20ZM27 36H28V35H27ZM73 36H74V35H73ZM131 36H132V35H131ZM138 36H139V35H138ZM262 36H263V35L261 34V38H262ZM23 37H24V36H23ZM34 37H35V36H34ZM34 37L32 36V38H34ZM49 37H50V35H49ZM68 37H69V36H68ZM77 37H79V35H78ZM99 37H100V36H99ZM134 37H135V36L133 35V38H134ZM26 38H27V37H26ZM28 38H29V37H28ZM69 38H70V37H69ZM74 38H75V37H74ZM74 38H73V39H74ZM129 38H130V37H129ZM133 38H132L131 41H133ZM137 38H138V37H137ZM258 38H259V37H258ZM15 39H16V38H15ZM18 39H20V38H18ZM18 39H17V40H18ZM24 39H25V38H24ZM30 39H31V38H30ZM48 39H49V38H48ZM67 39H68V38H67ZM250 39H252V38H250ZM27 40H28V39H27ZM50 40H51V39H50ZM69 40H70V39H69ZM77 40H78V39H77ZM91 40H92V39H91ZM112 40H113V38H112ZM129 40H130V39H129ZM224 40H225V39H224ZM226 40H227V39H226ZM246 40H247V39H246ZM252 40H253V39H252ZM252 40H251V41H252ZM262 40H263V38H262ZM262 40H261V41H262ZM18 41H19V40H18ZM25 41H26V39H25ZM30 41H31V40H30ZM80 41H81V40H80ZM126 41H127V40H126ZM138 41H140V40L138 39ZM195 41H196V40H195ZM221 41H222V40H221ZM20 42H21V40H20ZM43 42H44V41H43ZM70 42H71V41H69V45H70ZM90 42H91V41H90ZM248 42H249V41H248ZM252 42H253V41H252ZM252 42H251V43H252ZM258 42H259V41H258ZM258 42H257V44H258ZM16 43H17V42H16ZM23 43H24V42H23ZM27 43H28V42H27ZM77 43H78V42H77ZM152 43H153V41L151 42V44H152ZM194 43H195V42H194ZM194 43H193V44H194ZM199 43H200V42H199ZM226 43H227V42H226ZM251 43H250V44H251ZM18 44H19V43H18ZM31 44H32V43H31ZM72 44L74 45L73 41H72ZM72 44H71V45H72ZM75 44H76V42H75ZM91 44H92V42H91ZM113 44H114V42H113ZM117 44H119V43H117ZM252 44H253V43H252ZM262 44H263V43H262ZM24 45H25V46H29V45H27V44H25V43H24ZM78 45H79V44H78ZM78 45H77V47H78ZM115 45H116V43H115ZM139 45H140V44H139ZM187 45L189 46V43H187ZM190 45H191V44H190ZM220 45H221V44H220ZM228 45H229V44H228ZM228 45H227V47H228ZM246 45H247V44H246ZM259 45H261V44H259ZM4 46H5V44H4ZM18 46H19V45H18ZM22 46H23V45H22ZM30 46H31V45H30ZM79 46H81V45H79ZM123 46H125V45H123ZM123 46H122V47H123ZM142 46H143V43H142ZM152 46H153V45H152ZM185 46H186V45H185ZM224 46H225V45H224ZM255 46H256V45H255ZM23 47H24V46H23ZM48 47H50V46H48ZM77 47H76V49H78ZM113 47H114V46H113ZM120 47H121V46H120ZM133 47H134V46H133ZM140 47H141V46H140ZM197 47H198V45H197ZM258 47H260V46H258ZM50 48H51V47H50ZM68 48H70V47H68ZM71 48H73V47L71 46ZM74 48H75V47H74ZM134 48H137L136 45H135ZM150 48H151V47H150ZM188 48H189V47H188ZM192 48H193V47H192ZM250 48H251V47H250ZM252 48H253V47H252ZM20 49H21V48H20ZM79 49H81V48L79 47ZM128 49H129V48H128ZM178 49H179V48H178ZM204 49H205V48H204ZM32 50H33V49H32ZM48 50H49V49H48ZM53 50H54V49H53ZM73 50H74V49H73ZM73 50H72V51H73ZM112 50H113V49H112ZM186 50H187V48H186ZM189 50H190V49H189ZM189 50H188V52H189ZM196 50H197V49H196ZM252 50H253V49H252ZM261 50H262V49H261ZM20 51H22V50H20ZM20 51H19V52H20ZM33 51H34V50H33ZM59 51H60V50H59ZM116 51H117V50H116ZM116 51H115V52H116ZM120 51H121V49H120ZM155 51H156V50H155ZM249 51H250V50L248 49V51H247V55H248V52H249ZM259 51H260V50H259ZM263 51H264V50H263ZM31 52H32V51H31ZM122 52H124V51H122ZM178 52H180V51H178ZM197 52H198V51H196V52L193 51L192 53H196V54H197ZM250 52H251V51H250ZM29 53H30V52H29ZM85 53H86V52H85ZM157 53H158V52H157ZM198 53H199V52H198ZM203 53H204V52H203ZM203 53H202V54H203ZM262 53H263V52H262ZM22 54H23V53H22ZM79 54H80V53H79ZM87 54H88V52H87ZM92 54H93V53H92ZM99 54H100V53H99ZM108 54H110V52H109ZM113 54H114V52H113ZM113 54H112V55H113ZM136 54H137V53H136ZM159 54H160V53H159ZM162 54H163V53H162ZM162 54H160V55H162ZM165 54H166V53H165ZM179 54H180V53H179ZM243 54H244V53H243ZM56 55H59V54H56ZM83 55L85 56V54H83ZM112 55H111V56H112ZM115 55H116V54H115ZM117 55H118V53H117ZM129 55H130V54H129ZM173 55H174V54H173ZM183 55H184V54H183ZM203 55H204V54H203ZM214 55H215V54H214ZM249 55H250V54H249ZM22 56H24V55H22ZM87 56H88V55H87ZM127 56H128V55H127ZM133 56H135V55H133ZM166 56H167V55H166ZM178 56H179V55H178ZM181 56H182V55H181ZM200 56H201V54H200ZM206 56H207V55H206ZM206 56H204V57L206 58ZM256 56H257V55H256ZM49 57H50V56H49ZM80 57H81V56H80ZM85 57H86V56H85ZM90 57H91V56H90ZM90 57H88V58L91 59ZM95 57H96V56H95ZM109 57H110V56H109ZM109 57H108V58H109ZM114 57H115V56H114ZM116 57H117V56H116ZM116 57H115V59H116ZM119 57H120V55L118 56V58H119ZM121 57H122V56H121ZM128 57H131V56H128ZM128 57H127V58H128ZM136 57H137V56H136ZM142 57H143V56H142ZM150 57H151V56H150ZM201 57H203V56H201ZM249 57H250V56H249ZM22 58H23V57H22ZM28 58H29V57H28ZM51 58H52V57H51ZM88 58H86V59L88 60ZM92 58H93V57H92ZM127 58H126V60H127ZM133 58H134V57H133ZM18 59H19V56H18ZM41 59H43V58H41ZM65 59H66V58H65ZM74 59H76V58H74ZM74 59H73V60H74ZM83 59H84V58H83ZM86 59H84V60H86ZM109 59H110V58H109ZM111 59H112V58H111ZM121 59H122V58H121ZM19 60H21V59H19ZM78 60H79V59H78ZM78 60H77L76 62H79L81 59H80L79 61H78ZM116 60H117V59H116ZM166 60H167V57H166ZM166 60H165V61H166ZM169 60H170V59H169ZM179 60H181V59H179ZM16 61H17V60H16ZM47 61H48V58H47ZM111 61H114V59H113V60H110V62H111ZM119 61H120V60H119ZM137 61H138V60H137ZM162 61H163V60H162ZM167 61H168V60H167ZM253 61H254V60H253ZM257 61H258V60H257ZM2 62H3V61H2ZM41 62H42V61H41ZM66 62H67V61H66ZM69 62H70V61H69ZM94 62H95V61H94ZM94 62H93L92 64H94ZM115 62H116V61H115ZM117 62H118V60H117ZM158 62H159V61H158ZM158 62H157V63H158ZM168 62H169V61H168ZM226 62H227V61H226ZM226 62H225V63H226ZM24 63H25V62H24ZM31 63H32V62H31ZM37 63H39V62H37ZM37 63H36V64H37ZM50 63H51V62H50ZM59 63H60V62H59ZM162 63H164V62H162ZM162 63H161V64H162ZM182 63H183V62H182ZM223 63H224V62H223ZM227 63H228V62H227ZM263 63H264V62H263ZM26 64H27V63H26ZM53 64H54V63H53ZM53 64H52V65H53ZM67 64H68V63H67ZM82 64H84V63H82ZM90 64H91V62H90ZM105 64H106V63H105ZM176 64H177V63H176ZM2 65H3V64H2ZM34 65H35V64H34ZM58 65H59V64H58ZM110 65H111V64H110ZM116 65H117V64H116ZM157 65H158V64H157ZM183 65H185V64L183 63ZM186 65H187V64H186ZM45 66H46V65H45ZM56 66H57V65H56ZM65 66H66V63H65ZM114 66H115V63H114ZM118 66H119V65H118ZM147 66H148V65H147ZM155 66H156V65H155ZM189 66H190V64H189ZM21 67H22V66H20V69H21ZM33 67H34V66H33ZM98 67H99V66H98ZM112 67H113V65H111V68H112ZM116 67H117V66H116ZM129 67H130V66H129ZM150 67H151V66H150ZM223 67H224V65H223ZM31 68H32V66H31ZM46 68H47V67H46ZM78 68H79V67H78ZM105 68H106V67H105ZM105 68H104V69H105ZM108 68H110V67H108ZM111 68H110V69H111ZM134 68H135V67H134ZM167 68H168V67H167ZM167 68H165V69H167ZM34 69H35V68H34ZM75 69H76V68H75ZM75 69H74V71H75ZM82 69L84 70V67H82ZM90 69H91V68H89V69H87V70H90ZM94 69H97V68L95 67ZM98 69H100V68H98ZM116 69H117V68H116ZM132 69H133V68H132ZM132 69H130V70L132 71ZM157 69H159V68H157ZM44 70H45V69H44ZM49 70H50V69H49ZM80 70H81V69H80ZM80 70H78V71L80 72ZM83 70H81V72H82ZM87 70H84V71H87ZM105 70H106V69H105ZM113 70H115V69H113ZM113 70H112V74H114V73H113V72H114ZM130 70H129V71H130ZM135 70H136V69H135ZM167 70H168V69H167ZM167 70H166V71H167ZM200 70H201V69H200ZM15 71H16V70H15ZM15 71H14V72H15ZM17 71H18V70H17ZM25 71H26V69H25ZM57 71H58V70H57ZM90 71H92V70H90ZM109 71H110V70H109ZM116 71H118V69H117ZM131 71H130V72H131ZM139 71H140V70H139ZM139 71H138V72H139ZM145 71H146V73H147V68L145 69ZM151 71H152V70H151ZM177 71H178V69H177ZM259 71H261V70H259ZM259 71H258V73H259ZM14 72H13V74H14ZM23 72H24V71H23ZM23 72H22V73H23ZM33 72H36V69H35V71H33ZM33 72L31 71V73H33ZM41 72H42V71H41ZM43 72H44V71H43ZM67 72H69V71H67ZM94 72H95V71H94ZM94 72H93V73H94ZM127 72H128V69H127ZM130 72H128V73H130ZM154 72H155V71H154ZM157 72H158V71H157ZM173 72H174V71H173ZM173 72H172V73H173ZM254 72H255V70H254ZM22 73H21V74H22ZM63 73H64V72H63ZM90 73H91V72H90ZM140 73H143V74H144V70H143L142 72H140ZM140 73H139V74H140ZM146 73H145V75H146ZM155 73H156V72H155ZM155 73H152V74H155ZM166 73H167V72H166ZM172 73H170V74H172ZM17 74H18V73H17ZM21 74H20V75H21ZM73 74H74V73H73ZM75 74H77V71L75 72ZM97 74H98V73H97ZM173 74H174V73H173ZM228 74H229V73H228ZM259 74H261V73H259ZM22 75H23V74H22ZM63 75H64V74H63ZM63 75H62V76H63ZM78 75H79V74H78ZM80 75H81V74H80ZM84 75H85V74H84ZM86 75H87V74H86ZM95 75H96V74H95ZM99 75H100V74H99ZM101 75H102V73H101ZM115 75H116V74H115ZM120 75H121V74H120ZM122 75H123V74H122ZM136 75H137V74H136ZM140 75H141V74H140ZM147 75H148V74H147ZM156 75H157V74H155V76H156ZM175 75H178V74H175ZM185 75H186V74H185ZM193 75H194V73H193ZM215 75H216V74H215ZM11 76L14 77V76H17V75L14 74V76H13L12 73H11ZM35 76H37V75H35ZM92 76H93V74H92ZM117 76H118V75H117ZM128 76H129V75H128ZM152 76H153V75H152ZM155 76H153V77H155ZM190 76H191V75H190ZM12 77H11V78H12ZM63 77H65V76H63ZM87 77H88V76H87ZM96 77H97V75H96ZM133 77H134V76H133ZM142 77H143V76H142ZM142 77H141V78H142ZM146 77H147V76H146ZM146 77H145V78H146ZM156 77H157V76H156ZM156 77H155V79H157ZM158 77H159V76H158ZM163 77H166V76H163ZM163 77H162V78H163ZM170 77H171V75H170ZM172 77H174V75H173ZM262 77H263V76H262ZM23 78H24V77H23ZM34 78H35V77H34ZM38 78H39V77H38ZM43 78H44V77H43ZM43 78H42V79H43ZM58 78H59V77H58ZM65 78H66V77H65ZM89 78H90V76H89ZM97 78H98V77H97ZM103 78H104V77H103ZM126 78H127V76H126ZM141 78H140V80H141ZM149 78H150V77H149ZM258 78H259V75H258ZM13 79H14V78H13ZM20 79H21V78H20ZM25 79H26V78H25ZM56 79H57V78H56ZM63 79H64V78H63ZM94 79H95V78H94ZM101 79H102V78H101ZM129 79H130V78H129ZM135 79H136V78H135ZM135 79H134V80H135ZM9 80H10V79H9ZM9 80L7 81L8 83H9ZM18 80H19V79H18ZM31 80H33V79H31ZM34 80H35V79H34ZM58 80H59V79H58ZM65 80H66V79H65ZM69 80H70V79H69ZM86 80H87V78H86ZM102 80H103V79H102ZM102 80H101V81H102ZM119 80L121 81V79H119ZM132 80H133V79H132ZM148 80H149V79H148ZM185 80H186V78H185ZM261 80H262V79H261ZM12 81H13V80H12ZM12 81H10V82H12ZM19 81H21V80H19ZM77 81H78V80H76L75 82L77 83ZM89 81H91V80L89 79ZM129 81H130V80H129ZM159 81H160V80H159ZM175 81H176V80H175ZM179 81L181 82V80H179ZM179 81H178V82H179ZM39 82H40V81H39ZM66 82H67V81H66ZM68 82H69V81H68ZM87 82H88V81H87ZM103 82H104V81H103ZM134 82H135V81H134ZM134 82H131V81H130V84H131V88H130V89H132V91L138 89L137 82H136V83H134ZM141 82H142V81H141ZM156 82H157V81H156ZM239 82H240V81H239ZM244 82H245V81H243L242 83L244 84ZM13 83H15V86H16V82H13ZM19 83L21 84V82H19ZM33 83H34V82H33ZM46 83H47V82H46ZM50 83H51V82H50ZM84 83H86V82H84ZM139 83H140V82H139ZM144 83H145V82H144ZM144 83H143V84H144ZM149 83H150V82H148V84H149ZM151 83H152V82H151ZM165 83H166V81L164 82V84H165ZM174 83H175V82H174ZM187 83H188V82H187ZM2 84H3V83H2ZM11 84H12V83H11ZM20 84H19V89L22 88V87H24V86H20ZM56 84H58V83H56ZM56 84H55V85H56ZM60 84H61V82H60ZM60 84H59V85H60ZM72 84H73V83H72ZM72 84H71V85H72ZM77 84H78V83H77ZM77 84H76V85H77ZM87 84H88V83H87ZM87 84H86V85H87ZM110 84H111V83H110ZM110 84H109V85H110ZM116 84H117V83H116ZM116 84H115V85H116ZM118 84H119V83H118ZM118 84H117V85H118ZM127 84H128V86L130 85L129 82H128ZM146 84H147V83H146ZM175 84H176V83H175ZM177 84H178V83H177ZM177 84H176V85H177ZM17 85H18V84H17ZM23 85H24V84H23ZM32 85H33V84H32ZM51 85H53V84H51ZM55 85H53V86H55ZM63 85H65V84H63ZM84 85H85V84H84ZM88 85H89V84H88ZM94 85H95V84H94ZM120 85H122V84H120ZM120 85H119V86H120ZM123 85H124V84H123ZM162 85H163V84H162ZM162 85H159V86H161V88H162V87H163ZM170 85H171V84H170ZM173 85H174V84H173ZM10 86H11V85H10ZM13 86H14V85H13ZM26 86H27V85H26ZM26 86H25V87H26ZM33 86H34V85H33ZM33 86H32V87H33ZM45 86H46V84H45ZM49 86H50V85H49ZM57 86H58V85H57ZM72 86H73V85H72ZM74 86H75V85H74ZM106 86H107V85H106ZM106 86H105V87H106ZM111 86H112V85H111ZM113 86H114V85H113ZM119 86H118V87H119ZM128 86H127V87H128ZM146 86H147V85H146ZM168 86H169V85H168ZM174 86H175V85H174ZM236 86H237V85H236ZM244 86H245V85H244ZM247 86H248V85H247ZM260 86H261V85H260ZM35 87H36V85H35ZM39 87H41V85H40ZM42 87H43V86H42ZM105 87H104V88H105ZM116 87H117V86H116ZM123 87H124V86H123ZM129 87H130V86H129ZM139 87L141 88V87H143V85L140 84ZM148 87H149V86H148ZM148 87H147V88H148ZM172 87H173V86H172ZM177 87H178V86H177ZM248 87H250V86H248ZM258 87H259V85H258ZM9 88H10V87H9ZM14 88H15V87H14ZM43 88L45 89V87H43ZM47 88H48V87H47ZM52 88H53V87H52ZM109 88H110V86H109ZM140 88H139V89H140ZM152 88H153V87H152ZM154 88H156V87H154ZM154 88H153V89H154ZM161 88H160V91L163 90V89H161ZM179 88H180V87H179ZM252 88H253V87H252ZM4 89H5V88H4ZM10 89H11V88H10ZM16 89H18V87H17ZM25 89H26V88H25ZM30 89H31V88H30ZM37 89H38V88H37ZM49 89L52 90L51 88H49ZM54 89L57 90V88H55V87H54ZM54 89H53V90H54ZM66 89H67V87H66ZM66 89H65V90H66ZM99 89H100V88H99ZM112 89H113V88H112ZM112 89H111V90H112ZM115 89H116V88H115ZM118 89H119V88H118ZM124 89H125V88H124ZM158 89H159V88H158ZM11 90H13V89H11ZM34 90H35V89H34ZM41 90H42V92H43V89H41ZM65 90H64V91H65ZM82 90H83V89H82ZM88 90H89V89H88ZM111 90H110V91H111ZM146 90H148V89H146ZM165 90H166V89H165ZM169 90H170V89H169ZM177 90H178V89H177ZM180 90H181V88H180ZM243 90H244V89H243ZM247 90H248V89H247ZM262 90H263V89H262ZM26 91H27V90H26ZM26 91H25V92H26ZM45 91H46V89H45ZM45 91H44V92H45ZM108 91H109V89H108ZM120 91H121V90H120ZM124 91H125V90H124ZM140 91H141V90H140ZM143 91H145V88L143 89ZM151 91H152V90H151ZM151 91H150V92H151ZM158 91H159V90H158ZM158 91L156 90L155 92H158ZM173 91H174V90H173ZM205 91H207V90H205ZM209 91H210V90H209ZM217 91H218V90H217ZM13 92H14V91H13ZM22 92H23V91H22ZM27 92H29V91H27ZM40 92H41V91H40ZM40 92H39V94H40ZM49 92H52V91H48V92L46 91V93H48V95H49V94L52 95V94L49 93ZM55 92H56V91H55ZM57 92H59V91H57ZM67 92H68V91H67ZM88 92H89V91H88ZM94 92H95V91H94ZM100 92H104V91H100ZM112 92H113V91H112ZM114 92H115V91H114ZM145 92H146V91H145ZM150 92H148V93H150ZM171 92H172V90H171ZM176 92H177V91H176ZM195 92H196V91H195ZM207 92H208V91H207ZM14 93H15V92H14ZM17 93H18V90H17ZM35 93H36V92H35ZM46 93H45V94H46ZM53 93H54V91H53ZM70 93H71V92H70ZM89 93H90V92H89ZM104 93H106V92H104ZM123 93H124V92H123ZM125 93H126V92H125ZM129 93H130V92H129ZM131 93H132V92H131ZM131 93H130V94H131ZM142 93H143V92H142ZM142 93H140V94H142ZM146 93H147V92H146ZM180 93H181V92H180ZM196 93H197V92H196ZM210 93H211V92H210ZM214 93H215L216 95H218L216 92H214ZM61 94H62V93H61ZM76 94H77V91H76ZM76 94H75V95H76ZM79 94H80V93H79ZM95 94H96V93H94V95H95ZM114 94H116V93H114ZM120 94H122V93H119V97H120ZM152 94H153V92H152ZM157 94H158V93H157ZM161 94H162V93H161ZM168 94H169V93H168ZM206 94H207V93H205V95H206ZM17 95H18V94H17ZM22 95H23V94H22ZM65 95H66V93H65ZM65 95H62V99H63V96H65ZM67 95H68V94H67ZM91 95H92V93H91ZM106 95H107V93H106ZM135 95H136V94H135ZM155 95H156V94H155ZM155 95H154L153 97H155ZM212 95H213V93H212ZM220 95H221V94H220ZM220 95H219V96H220ZM226 95H227V94H226ZM226 95H225V96H226ZM245 95H246V94H245ZM15 96H16V93H15ZM25 96H26V94H25ZM44 96H45V95H44ZM52 96H53V95H52ZM60 96H61V95H60ZM72 96H74V95H72ZM92 96H93V95H92ZM107 96H108V95H107ZM111 96H112V95H111ZM111 96H110V97H111ZM126 96H127V95H126ZM126 96H125V97H126ZM141 96H143V94H142ZM144 96H145V94H144ZM156 96H157V95H156ZM161 96H162V95H161ZM163 96H164V95H163ZM169 96H170V95H169ZM188 96H189V95H188ZM227 96H228V95H227ZM227 96H226V97H227ZM247 96H248V94H247ZM262 96H264V95H262ZM16 97H18V96H16ZM20 97H21V96H20ZM22 97H24V96H22ZM37 97H38V96H37ZM47 97H48V96H47ZM89 97H91V96L88 95V98H89ZM96 97H97V96H96ZM103 97H104V95H103ZM110 97H109V98H110ZM138 97H139V96H138ZM149 97H150V96H149ZM244 97H245V96H244ZM31 98L33 99L32 96L29 97V99H31ZM42 98H43V97H42ZM57 98H60V97H57ZM68 98H69V97H68ZM83 98H84V97H83ZM91 98H92V97H91ZM93 98H95V96H94ZM100 98H101V97H100ZM104 98H105V97H104ZM111 98H112V97H111ZM111 98H110V99H111ZM113 98H115L114 95H113ZM129 98H130V97H129ZM135 98H137V96H136ZM143 98H144V97H143ZM146 98H147V97H146ZM150 98H152V97H150ZM157 98H158V97H157ZM159 98H160V97H159ZM173 98H174V97H173ZM176 98H177V96H176ZM204 98H205V97H204ZM222 98H223V97H222ZM263 98H264V97H263ZM8 99H9V97H8ZM18 99H19V98H18ZM21 99H22V98H21ZM32 99L30 100L31 102L29 101L30 103H32V101H33ZM50 99H51V96H50ZM50 99H49V102H50ZM69 99H71V95H70V98H69ZM89 99H90V98H89ZM102 99H103V98H102ZM102 99H101V100H102ZM106 99H108V98H106ZM110 99H109V100H110ZM126 99H128V98H126ZM133 99H134V98H133ZM138 99H141V98H138ZM147 99H148V98H147ZM188 99H189V98H188ZM261 99H262V98H261ZM16 100H17V99H16ZM22 100H23V99H22ZM26 100H27V98H26ZM26 100H25V101H26ZM51 100H52V99H51ZM72 100H73V99H72ZM79 100H80V99H79ZM91 100H92V99H90L89 102H90ZM95 100H96V98L93 99V101H95ZM103 100H104V99H103ZM103 100H102V101H103ZM120 100H122V99L120 98ZM123 100H124V99H123ZM143 100H144V99H143ZM145 100H146V99H145ZM153 100H154V98L152 99V101H153ZM157 100H158V99H157ZM165 100H166V99H165ZM191 100H192V99H191ZM258 100H259V99H258ZM7 101H8V100H7ZM35 101H38V100H35ZM35 101H33V103L36 104ZM53 101H54V99H53ZM57 101H59V100L57 99ZM60 101H61V98H60ZM60 101H59V102H60ZM70 101H71V100H70ZM96 101H97V100H96ZM110 101H111V100H110ZM113 101H114V100H113ZM113 101H111V102L113 103ZM125 101H126V100H125ZM130 101H131V100H130ZM130 101H129V102H130ZM135 101L138 102V100H135ZM140 101L142 102V99H141ZM148 101H149V100H148ZM163 101H164V100H163ZM163 101H161V103H163ZM223 101H224V100H223ZM229 101H230V100H229ZM234 101H236L235 98H234ZM250 101H251V100H250ZM261 101H264V100L262 99ZM8 102H9V101H8ZM8 102H7V103H8ZM14 102H15V101H14ZM54 102H55V101H54ZM61 102H62V101H61ZM61 102H60V103H61ZM67 102H68V101H67ZM97 102H98V101H97ZM103 102H105V100H104ZM150 102H151V100H150ZM150 102H148V103H150ZM167 102H168V101H167ZM167 102H166V103H167ZM170 102H171V101H170ZM184 102H185V101H184ZM199 102H200V101H199ZM199 102H198V104H199ZM227 102H228V99H227L226 103H227ZM251 102H252V101H251ZM4 103H5V102H4ZM12 103H13V102H12ZM12 103H10V104H12ZM26 103H28V102L26 101ZM30 103L27 104V105L30 106V105H31ZM33 103H32V104H33ZM44 103H45V102H44ZM84 103H85V102H84ZM99 103H100V102H99ZM101 103H102V102H101ZM101 103H100V104H101ZM122 103H123V102H122ZM143 103H144V101H143ZM152 103H153V102H152ZM179 103H180V101H179ZM187 103H188V102H187ZM192 103H193V102H192ZM231 103H233V102H231ZM231 103H230V106L232 105ZM1 104H2V103H1ZM67 104H69V102H68ZM74 104H75V103H74ZM113 104H115V101H114ZM157 104H158V103H157ZM181 104H182V103H181ZM216 104H217V103H216ZM221 104H222V103H221ZM233 104H234V103H233ZM235 104H236V103H235ZM252 104H253V103H252ZM12 105H13V104H12ZM23 105H24V104H23ZM54 105H55V104H54ZM57 105H58V104H57ZM60 105H61V104H60ZM64 105H65V104H64ZM84 105H85V104H84ZM92 105H93V104H92ZM116 105H117V104H116ZM123 105H124V104H123ZM123 105H122V106H123ZM158 105H162V107H163L164 104H158ZM166 105H167V104H166ZM192 105H193V104H192ZM201 105H202V103H201ZM218 105H219V103H218ZM218 105H217V108H218ZM226 105H227V104H226ZM247 105H248V104H247ZM0 106H1V105H0ZM3 106H4V104H3ZM3 106H2V108H3ZM8 106H9V105H8ZM8 106H7V107H4V108H6V109L8 110ZM10 106H11V105H10ZM14 106H15V105H14ZM14 106H13V107H14ZM16 106H17V105H16ZM25 106H26V105H25ZM38 106H41V105H38ZM55 106H56V105H55ZM68 106H69V105H68ZM88 106H89V105H88ZM93 106H94V105H93ZM95 106H96V105H95ZM95 106H94V107H95ZM102 106H103V105H102ZM106 106H107V105H106ZM108 106H109V105H108ZM141 106H142V105H141ZM202 106H203V105H202ZM204 106H205V105H204ZM209 106H210V105H209ZM211 106H212V105H211ZM223 106H224V104H223ZM223 106H222V107H223ZM227 106H228V105H227ZM230 106H228V110H229V107H230ZM255 106H256V105H255ZM258 106H259V105H258ZM31 107H32V106H31ZM52 107H53V106H52ZM66 107H67V105H66ZM144 107H145V106H144ZM149 107H152V106H149ZM158 107H159V106H158ZM170 107H173V106H171V104H170ZM191 107H192V106H191ZM195 107H196V106H195ZM213 107H214V106H213ZM213 107H212V108H213ZM9 108H11V107H9ZM14 108L16 109L17 107H14ZM22 108L24 109L23 106H22ZM22 108H21V109H22ZM26 108H27V107H26ZM44 108H45V107H44ZM50 108H51V107H50ZM55 108H58V107L56 106ZM61 108H62V107H61ZM69 108H70V106H69ZM127 108H129V107L127 106ZM136 108H138V106H137ZM139 108H140L139 110H141L142 107H139ZM146 108H147V107H146ZM166 108H167V106L164 107V109H166ZM198 108H199V107H198ZM203 108H204V107H203ZM208 108H209V107H208ZM214 108H215V107H214ZM217 108H216V109H217ZM226 108H227V107H226ZM226 108H223V109H226ZM0 109H1V107H0ZM12 109H13V108H12ZM30 109H31V108H30ZM37 109H38V108H36V109L34 108V109H31V110H32V111H33V110L36 111ZM40 109H42V107H41ZM47 109H48V108H47ZM71 109H72V108H71ZM75 109H76V108H74V110H75ZM85 109H86V111H87L89 108L87 109V108L85 107ZM94 109H96V108H94ZM108 109H109V108H108ZM116 109H117V108H116ZM160 109H161V106H160ZM160 109H159V110H160ZM169 109H170V108H169ZM179 109H180V108H179ZM201 109H202V107H201ZM232 109H233V107L231 108V110H232ZM246 109H247V108H246ZM1 110H2V109H1ZM1 110H0V111H1ZM7 110H6V111H7ZM10 110H11V109H10ZM17 110H18V109H17ZM43 110H44V109H43ZM56 110H57V109H56ZM62 110L65 111V108L63 107ZM72 110H73V109H72ZM74 110H73V111H74ZM100 110H101V109H99V113H100ZM105 110H106V109H105ZM113 110H114V109H113ZM121 110H122V109H121ZM123 110H124V109H123ZM126 110H128V109H126ZM156 110H157V109H156ZM173 110H174V109H173ZM176 110H177V109H176ZM176 110H175V111H176ZM182 110H183V109H182ZM202 110H203V109H202ZM210 110H211V109H210ZM26 111H27L28 114H29V111H28V110H26ZM32 111H31V112H32ZM38 111H39V109H38ZM45 111H46V109H45ZM64 111H63V113H64ZM86 111H85V112H86ZM90 111H91V110H90ZM131 111H132V110H131ZM134 111H135V110H134ZM136 111L138 112V110H136ZM146 111H147V110H146ZM149 111H150V110H149ZM157 111H158V110H157ZM165 111H166V110H165ZM198 111H199V110H198ZM200 111H201V110H200ZM224 111H225V110H224ZM252 111H253V110H252ZM2 112H5V111L2 110ZM9 112H10V111H9ZM9 112H8V113H9ZM18 112H19V111H18ZM36 112H37V111H36ZM46 112H47V111H46ZM76 112H77V111H76ZM88 112H89V111H88ZM95 112H96V111H95ZM104 112H105V111H104ZM118 112H119V111H118ZM129 112H130V110H129ZM129 112H128V113H129ZM181 112H182V111H181ZM190 112H191V111H190ZM192 112H193V110H192ZM211 112H212V111H211ZM228 112H229V111H227V113H224V112H223V113H224V114H228ZM232 112H233V111H230V113H232ZM8 113H7V114H8ZM12 113H13V112H12ZM20 113H21V112H20ZM20 113H16V114H20ZM42 113H43V111H42ZM61 113H62V112H61ZM63 113H62V114H63ZM92 113H94V111H93ZM97 113H98V111H97ZM99 113H98V114H99ZM101 113H103V112H101ZM138 113H139V112H138ZM164 113H165V112H164ZM179 113H180V112H179ZM198 113H199V112H198ZM198 113H197V114H198ZM208 113H210V112H208ZM208 113H207V114H208ZM248 113H249V112H248ZM251 113H252V112H251ZM3 114H4V113H2V116H3ZM5 114H6V113H5ZM10 114H11V113H10ZM25 114H26V113H24V115H25ZM28 114H27V115H28ZM30 114H31V113H30ZM37 114H38V113H37ZM47 114H48V112H47ZM72 114H73V113H72ZM74 114H75V113H74ZM88 114H89V113H88ZM153 114H154V111H153ZM155 114H157V112H156ZM166 114H167V112H166L165 114H163V115L165 116ZM170 114H172V113H170ZM187 114H188V113H187ZM190 114H191V113H189V116H190ZM204 114H205V113L203 112V115H204ZM216 114H217V113H216ZM219 114H221V112H220ZM224 114H223V116H224ZM232 114H233V113H232ZM252 114H253V113H252ZM12 115H13V114H12ZM12 115H11V116H12ZM21 115H23V114L21 113ZM32 115H35V114H31L30 116H32ZM51 115H52V114H51ZM64 115H65V113H64ZM77 115H78V114H77ZM80 115H81V114H80ZM96 115H97V114H96ZM96 115H94L95 118H96ZM102 115H103V114H102ZM102 115H101V116H102ZM126 115H128V114H126ZM133 115H134V114H133ZM133 115H132V116H133ZM142 115H143V113H142ZM163 115H162V116H163ZM178 115H181V114H178ZM182 115H183V114H182ZM194 115H195V114H194ZM203 115H202V116H203ZM209 115H210V114H209ZM211 115H213V114H211ZM230 115H231V114H230ZM253 115H254V114H253ZM2 116L0 115V117H2ZM4 116H5V115H4ZM11 116H10V117H11ZM25 116H26V115H25ZM59 116H60V115H59ZM71 116H72V115H70V117H71ZM74 116H75V115H74ZM85 116H86V115H85ZM91 116H92V115H91ZM91 116H89V117H90V120H88V121L85 120V122H88L87 125H88L89 127L94 128V127L96 126V124H97L99 121H101V120H99V121L95 124V123L91 120V118H92ZM97 116H98V115H97ZM110 116H112V115H110ZM110 116H109V117H110ZM129 116H130V115H129ZM129 116H128V117H129ZM132 116H131V117H132ZM155 116H157V115H155ZM199 116H200V114H199ZM199 116H196V117L198 118ZM228 116H229V115H228ZM233 116H234V115H233ZM13 117H14V116H13ZM26 117H27V116H26ZM65 117H66V115H65ZM65 117H64V118H65ZM98 117H99V116H98ZM98 117H97V118H98ZM113 117H114V116H113ZM140 117H141V115H140ZM147 117L150 118L148 115H147ZM158 117H159V116H158ZM169 117H170V116H169ZM175 117H176V116H175ZM213 117H214V115H213ZM213 117H212V118H213ZM217 117L221 118L220 116H217ZM231 117H232V116H231ZM234 117H235V116H234ZM261 117H262V116H261ZM5 118H6V117H5ZM16 118H17V115H16ZM20 118H21V116H20ZM22 118H23V117H22ZM28 118H30V117L28 116ZM37 118H38V117H37ZM61 118H62V117H61ZM78 118H79V117H78ZM100 118H101V117H100ZM102 118H103V124H101V129H103V130H104V129H105V130H108V128H110V131H111V127H109V124H110V121H109V120H110L112 117H111L110 119H108L106 116L103 115ZM121 118H122V116L120 117V119H121ZM132 118H133V117H132ZM153 118L155 119V117H153ZM162 118H163V117H161V119H162ZM176 118H177V117H176ZM176 118L174 119V120H175L174 122H176ZM182 118H186L185 115H184V117L182 116ZM194 118H195V117H194ZM200 118H201V117H200ZM232 118H233V117H232ZM235 118H236V117H235ZM0 119H1V118H0ZM7 119L9 120V114H8V118H7ZM18 119H19V118H18ZM35 119H36V118H35ZM72 119H73V118H72ZM88 119H89V118H88ZM126 119H128V118H126ZM126 119H125V121H126ZM129 119H130V118H129ZM154 119H153V120H154ZM156 119H158V118L156 117ZM156 119H155V120H156ZM167 119H168V118H166V119H164V120H167ZM188 119H189V117H188ZM207 119H208V117L206 118V120H207ZM227 119H230V118H227ZM10 120H11L10 122L13 121L12 118H11ZM16 120H17V119H16ZM19 120H20V119H19ZM31 120H32V119H31ZM31 120H30V121H31ZM36 120L38 121V119H36ZM40 120H42V119L40 118ZM51 120H53V118H52ZM65 120H66V119H65ZM69 120H70V119H69ZM97 120H98V119H97ZM130 120H131V119H130ZM135 120H136V119H135ZM145 120H146V119H145ZM148 120H149V119H148ZM172 120H173V119H172ZM172 120H170V121H168V122L171 123ZM178 120H180L179 116H178ZM183 120H184V119H183ZM185 120H186V119H185ZM185 120H184V122H185ZM202 120H203V118H202ZM2 121H3V119H2ZM4 121H6V120H4ZM14 121H15V120H14ZM20 121H21V120H20ZM47 121H48V120H47ZM49 121H50V120H49ZM71 121H73V120H71ZM151 121H152V120H151ZM157 121H158V120H157ZM157 121H155V122H157ZM180 121H182V120H180ZM198 121H200V120H198ZM204 121H205V120H204ZM263 121H264V120H263ZM7 122H8V121H7ZM23 122H25V121H23ZM23 122H22V124H23ZM62 122H63V121H62ZM77 122H78V121H77ZM77 122H76V123H77ZM95 122H96V120H95ZM119 122H120V121H119ZM121 122H123V120H122ZM132 122H133V121H132ZM132 122L130 121V123H132ZM160 122L162 123V120H161ZM165 122H166V121H165ZM174 122H173V123H174ZM178 122H179V121H178ZM186 122H187V121H186ZM206 122H207V121H206ZM206 122H205V123H206ZM212 122H214V121H212ZM223 122H224V119H223ZM223 122H222V123H223ZM252 122H253V121H252ZM255 122H256V121H255ZM3 123H4V122H3ZM53 123H54V122H53ZM74 123H75V122H74ZM74 123H73V122L71 123V127H73L72 125H74ZM139 123H140V122H139ZM145 123H146V122H145ZM148 123H149V122H148ZM148 123H147V124H148ZM151 123H152V122H151ZM173 123H172V124H173ZM179 123L181 124V123H183V122H179ZM210 123H211V121H210ZM210 123H208V124L210 125ZM233 123H234V122H233ZM0 124H2V123H0ZM6 124H7V123H6ZM32 124H33V123H32ZM42 124H43V122H42ZM42 124H41V125H42ZM127 124H129V123H127ZM180 124H177V126L179 127ZM187 124H188V123H187ZM211 124H212V123H211ZM250 124H251V123H250ZM261 124H262V123H261ZM2 125H3V124H2ZM2 125H1V126H2ZM11 125H12V124H11ZM20 125H21V124H20ZM28 125L31 126V124H28ZM35 125H36V124L34 123V125H33L34 128L36 127ZM47 125H49L48 122H47ZM54 125H55V124H54ZM110 125H112V124H110ZM124 125H126V124H124ZM135 125L137 126V124H135ZM140 125H141V124H140ZM154 125H155V124H154ZM162 125L164 126V123H162ZM191 125H192V124H191ZM203 125H205V124H203ZM209 125H208V126H209ZM4 126H5V124H4ZM8 126H9V125H8ZM8 126H6V127L8 128ZM16 126H17V125H16ZM45 126H46V125H45ZM55 126H56V125H55ZM98 126H99V124H98ZM120 126H121V123H120ZM160 126H161V124H160ZM163 126H162V127H163ZM177 126H176V124H175V127H176V128H177ZM181 126H182V125H181ZM184 126H185V125H184ZM200 126H201V125H200ZM213 126H214V125H213ZM213 126H212V128H213ZM224 126H225V125H224ZM233 126H234V125H233ZM6 127H5V128H6ZM12 127H13V126H12ZM28 127H29V126H27V128H28ZM37 127H38V125H37ZM37 127H36V128H37ZM42 127H43V126H42ZM53 127H54V126H53ZM58 127H60V126H58ZM61 127H62V125H61ZM61 127H60V128H61ZM63 127H64V125H63ZM68 127H69V126H68ZM71 127H69V128H71ZM76 127H77V126H76ZM76 127H75V130H76ZM127 127H129V126H127ZM146 127H147V126H146ZM186 127H187V125H186ZM190 127H191V126H190ZM198 127H199V126H198ZM198 127H197V128H198ZM241 127H242V126H241ZM246 127H247V126H246ZM256 127H257V126H256ZM5 128H3V129H5ZM7 128H6V129H7ZM39 128H40V127H39ZM73 128H74V127H73ZM73 128H72V129H73ZM79 128H80V127H79ZM79 128H78V129H79ZM92 128H89L88 131H89L90 129L92 130ZM114 128H115V127H114ZM134 128H135V127H134ZM142 128H143V126H142ZM158 128H159V125H158ZM171 128H172V127H171ZM232 128H235V129H236L237 127H232ZM238 128H239V126H238ZM238 128H237V129H238ZM29 129H30V128H29ZM51 129H52V127H51ZM55 129H56V128H55ZM61 129H62V128H61ZM63 129H64V128H63ZM95 129H97V128H95ZM128 129H129V128H128ZM131 129H132V128H131ZM135 129H136V128H135ZM143 129H144V128H143ZM143 129H142V130H143ZM187 129H188V128H187ZM194 129H195V128H194ZM205 129L207 130V128H205ZM235 129H234L233 131H235ZM239 129L241 130V128H239ZM239 129H238V130H239ZM243 129H244V128H243ZM13 130H15V129H13ZM16 130H17V129H16ZM40 130H41V129H40ZM43 130H44V129H43ZM47 130H48V129H47ZM47 130H46V131H47ZM73 130H74V129H73ZM80 130H81V128H80ZM120 130H121V128H120ZM139 130H140V129H139ZM139 130H138V131H139ZM142 130H141V131H142ZM146 130H148V128H147ZM157 130H158V129H157ZM165 130L167 131V130H169V129H166V128H165ZM165 130H164V131H165ZM181 130H182V129L180 128V131H181ZM183 130H184V129H183ZM183 130H182V131H183ZM188 130H189V129H188ZM192 130H193V129H192ZM208 130H210V129H208ZM238 130H237V131H238ZM251 130H253V129H251ZM259 130H260V129H259ZM8 131H9V130H8ZM11 131H12V130H11ZM44 131H45V130H44ZM54 131H55V130H54ZM56 131H57V130H56ZM58 131H60L59 128H58ZM62 131H63V130H62ZM67 131H68V130H67ZM70 131H72V130L70 129L69 132H70ZM77 131H79V130H77ZM136 131H137V130H136ZM136 131L134 130V133H135ZM143 131H144V130H143ZM160 131H161V130H160ZM171 131H172V129H171ZM174 131H175V130H174ZM198 131H199V130H198ZM210 131H211V130H210ZM2 132H3V130H2ZM2 132H1V135H2ZM4 132H5V131H4ZM14 132H15V131H14ZM17 132H19V131H17ZM33 132H34V130H33ZM33 132H32V133H33ZM40 132H41V131H40ZM51 132H52V131H51ZM51 132H49V133H51ZM72 132H73V131H72ZM81 132H82V131H81ZM81 132H80V134H81ZM96 132H98V131H96ZM119 132L121 133V131H118V133H119ZM124 132H125V131H124ZM178 132H179V131H178ZM189 132H190V131H189ZM202 132H203V130H202ZM207 132H208V131H207ZM219 132H220V131H219ZM227 132H228V131H227ZM240 132L243 133V130H241ZM250 132H251V131H250ZM5 133H6V132H5ZM5 133H4L3 135H5ZM10 133H12V132H9V134H10ZM29 133H30V131H29ZM75 133H76V132H75ZM77 133H78V132H77ZM83 133H85V136H86V133H87V132H83ZM94 133H95V132H94ZM102 133H103V132H102ZM105 133H106V132H105ZM114 133H115V132H114ZM128 133H129V130H128ZM138 133L140 134V131H139ZM138 133H136V134L138 135ZM165 133H166V132H165ZM181 133H182V132H181ZM181 133H180V134H181ZM198 133H199V132H198ZM200 133H201V132H200ZM216 133H217V132H216ZM238 133H239V131H238ZM238 133H237V134H238ZM248 133H249V132H248ZM252 133H253V132H252ZM252 133H251V134L249 133V134H250V136H249V137H250V140H251V135H252ZM14 134H15V133H14ZM17 134H18V133H17ZM23 134H26V133H23ZM23 134H22V135H23ZM34 134H35V133H34ZM46 134H47V133H46ZM53 134H54V133H53ZM70 134H71V133H69L68 135H70ZM78 134H79V133H78ZM96 134H97V133H96ZM96 134H94V135L96 136ZM116 134H117V131H116ZM122 134H123V133H122ZM144 134H145V133H144ZM144 134H142V135L144 136ZM208 134H209V133H208ZM210 134H211V133H210ZM212 134H213V133H212ZM214 134H215V133H214ZM214 134H213V136H214ZM217 134H218V133H217ZM232 134L234 135L235 132L232 133ZM237 134H236V135H237ZM6 135L8 136V134H6ZM6 135H5V136H6ZM12 135H13V134H11V136H12ZM19 135H20V134H19ZM19 135H18V138H19ZM35 135H36V134H35ZM41 135H42V134H41ZM62 135H63V134H62ZM64 135H66V134H64ZM71 135H72V134H71ZM76 135H77V134H76ZM131 135H132V134H131ZM155 135H156V134H155ZM172 135H173V134H172ZM206 135H207V134H206ZM236 135H235V136H236ZM247 135H248V134H247ZM247 135H246V136H247ZM260 135H261V134H260ZM7 136H6V137H7ZM16 136H17V135H16ZM23 136H24V135H23ZM43 136H45V134H44ZM50 136H51V134H50ZM54 136H55V134H54ZM79 136H80V135H79ZM128 136H129V134L127 135V138H128ZM133 136H134V135H133ZM165 136H166V134H165ZM187 136H188V134H187ZM187 136H185V137H187ZM189 136H190V135H189ZM226 136H227V137H231V135H230V136L226 135ZM226 136H225V138H220V139L224 140V139L227 138ZM244 136H245V134H244ZM13 137H14V136H13ZM20 137H21V136H20ZM27 137H28V136H27ZM32 137H33V136H32ZM40 137H41V136H40ZM69 137H70V136H69ZM71 137H72V136H71ZM74 137H75V136H74ZM100 137H103V135H102V136L100 135ZM163 137H164V136H163ZM175 137H176V135H175ZM175 137H172V138L174 139ZM185 137H184V138H185ZM206 137H207V136H206ZM222 137H223V136H222ZM239 137H240V134H239ZM249 137H248V138H249ZM254 137H255V136H254ZM2 138H3V137H2ZM11 138H12V137H11ZM59 138H60V137H59ZM59 138H58V141L61 140V139L59 140ZM75 138H76V137H75ZM75 138H74V139H75ZM77 138H78V136H77ZM79 138H80V137H79ZM81 138H82V134H81ZM83 138H84V136H83ZM87 138H88V137H87ZM127 138H126V139H127ZM133 138H135V137H133ZM145 138H147V137L145 136ZM150 138H151V137H150ZM8 139H10L9 136H8ZM16 139H17V137H16ZM22 139H24V137H22ZM22 139H21V140H22ZM25 139H26V138H25ZM34 139H36V138H34ZM62 139L64 140V137H62ZM67 139H68V138H67ZM67 139H66V140H67ZM70 139H71V138H70ZM72 139H73V138H72ZM93 139H94V137H93ZM93 139H92L91 142H93ZM120 139H121V138H120ZM124 139H125V138H124ZM138 139H139V138H138ZM164 139L167 140V137H165ZM168 139H171V138H168ZM175 139H176V138H175ZM175 139H174V141L178 142V140H175ZM194 139H195V138H194ZM198 139H199V138H198ZM209 139H210V138H209ZM209 139H208V140H209ZM212 139H213V138H212ZM212 139H211V142H213V141L215 140V137H214L213 141H212ZM229 139H230V138H229ZM233 139H234V138H233ZM238 139H239V138H238ZM241 139H244V138H241ZM241 139H240V140H241ZM12 140H13V142L15 141L14 138H13ZM21 140L19 139V142H20ZM27 140H29V139H27ZM38 140L40 141V138H38ZM41 140H42V138H41ZM43 140H44V139H43ZM94 140H95V139H94ZM134 140H135V139H134ZM141 140H142V138H141ZM143 140H144V137H143ZM190 140H191V139H190ZM200 140H201V139H200ZM203 140H204V138H203ZM205 140H206V138H205ZM236 140H237V139H236ZM240 140H238V141H240ZM246 140H247V139H246ZM3 141H4V140H3ZM24 141H25V140H24ZM31 141H32V139H31ZM45 141H46V139H45ZM45 141H44V142H45ZM50 141H51V140H50ZM55 141H56V140H55ZM58 141L56 142L57 144L59 143ZM71 141H72V140H71ZM77 141H78V140H77ZM95 141H97V140H95ZM117 141H118V140H117ZM125 141H126V140H125ZM149 141H151V140H149ZM162 141H163V140H162ZM167 141H169V140H167ZM174 141L172 140V142H174ZM194 141H196V139H195ZM197 141H198V140H197ZM206 141H207V140H206ZM209 141H210V140H209ZM217 141H219V140L216 139V142H214V144H215V143H216V144H217V143L219 144L220 141H219V142H217ZM225 141H226V140H225ZM232 141H233V140H231V145H233V143L235 142V141H234V142H232ZM0 142H1V140H0ZM5 142H6V141H5ZM10 142H11V140H10ZM13 142H11V143H13ZM29 142H30V141H29ZM29 142H27V145H28ZM44 142H43V143H44ZM67 142H68V141H67ZM99 142H100V141H99ZM120 142H121V141H120ZM126 142H127V141H126ZM141 142H142V141H141ZM172 142L170 141L171 144H172ZM176 142H175V143H176ZM200 142H201V141H200ZM203 142H205V141H203ZM229 142H230V141H229ZM245 142H246V141H245ZM35 143H36V142H35ZM35 143H34V144H35ZM38 143H39V142H38ZM45 143H46V142H45ZM64 143H65V142H64ZM77 143H79V141H78ZM77 143H75L76 146H77ZM89 143H90V142H89ZM138 143H139V142H138ZM138 143H137V144H138ZM221 143H222V142H221ZM252 143H253V142H252ZM252 143H251V144H252ZM255 143H256V142H255ZM259 143H260V142H259ZM5 144H6V143H5ZM7 144H8V143H7ZM15 144H16V143H15ZM23 144H24V143H23ZM23 144H20V146H22ZM25 144H26V143H25ZM34 144H33V146H34V148H36ZM72 144H73V143H72ZM72 144H71V145H72ZM122 144H123V142H122ZM124 144H125V143H124ZM142 144H143V142H142ZM180 144H181V143H180ZM187 144H189V143H187ZM190 144H191V143H190ZM194 144H195V143H194ZM197 144H198V142H197ZM201 144H202V143H200V145H201ZM214 144H213V147H214ZM216 144H215V145H216ZM226 144H227V143H226ZM228 144H229V143H228ZM238 144H239V143H238ZM238 144H237V146H238ZM246 144H247V142H246ZM246 144H245V145H246ZM251 144H249V145H250V148H251ZM262 144H263V143H262ZM262 144H261V145H262ZM17 145H18V143H17ZM30 145H31V144H30ZM64 145H65V144H64ZM86 145H87V143H86ZM90 145H91V143H90ZM106 145H108V144L106 143ZM133 145H134V144H133ZM139 145H141V144L139 143ZM151 145H152V144H151ZM156 145H157V144H156ZM164 145H165V144H164ZM173 145H174V144H173ZM177 145H178V144H177ZM202 145H203V144H202ZM208 145H210V144H208ZM231 145H229V146H231ZM239 145H240V144H239ZM241 145H242V144H241ZM249 145H248V146H249ZM259 145H260V144H259ZM259 145H258V146H259ZM10 146H11V145H10ZM18 146H19V145H18ZM23 146H24V145H23ZM40 146H42V145L40 144ZM43 146H44V145H43ZM46 146H47V145H46ZM61 146H62V145H61ZM78 146H79V144H78ZM78 146H77V147H78ZM82 146H84V144L81 145V147H82ZM149 146H150V145H149ZM154 146H155V145H154ZM165 146H166V145H165ZM189 146H190V145H189ZM191 146H192V145H191ZM191 146H190V147H191ZM196 146H197V145H196ZM217 146H218V145H217ZM221 146L223 147V145H221ZM235 146H236V145H235ZM248 146H247V147H244V148H248ZM25 147H26V146H25ZM57 147H59V146H57ZM87 147H88V145H87ZM102 147H103V146H102ZM102 147H101V148H102ZM114 147H115V146H114ZM124 147H125V146H124ZM162 147H164V146H162ZM180 147H181V146H180ZM193 147H194V146H193ZM197 147L199 148V146H197ZM203 147L206 148V146H203ZM209 147H210V146H209ZM209 147H208V148H209ZM263 147H264V146H263ZM11 148H13V147H11ZM16 148L18 149V147H16ZM29 148H31V147L29 146ZM39 148H41V147H39ZM43 148H44V147H43ZM45 148H46V147H45ZM90 148H91V147H90ZM90 148H89V150H90ZM130 148H131V147H130ZM134 148H135V145H134ZM144 148H145V145H144ZM151 148L153 149V145H152ZM174 148H175V147H174ZM174 148H173V149H174ZM210 148H211V147H210ZM220 148H221V147H220ZM220 148H219V149H220ZM223 148H224V147H223ZM228 148H229V147H228ZM252 148H253V146H252ZM255 148H257V147H255ZM22 149H24V148H22ZM32 149H33V148H32ZM55 149H56V148H55ZM86 149H87V148H86ZM125 149H126V148H124V151H125ZM168 149H169V148H168ZM211 149H212V148H211ZM226 149H227V148H226ZM232 149H236V148H233V147H232ZM261 149H262V148H261ZM7 150H8V149H7ZM9 150H11V149H9ZM13 150H14V149H13ZM43 150H44V149H43ZM53 150H54V149H53ZM56 150H57V149H56ZM56 150H55V151H56ZM63 150H65V148H64ZM70 150H71V149H70ZM72 150H73V149H72ZM100 150H101V149H100ZM104 150H105V148H104ZM112 150H113V149H112ZM134 150H135V149H134ZM136 150H137V149H136ZM136 150H135V152L138 151V150H137V151H136ZM148 150H149V149H148ZM155 150H156V149H155ZM163 150H164V149H163ZM165 150H166V149H165ZM174 150H176V149H174ZM184 150L186 151L185 148H184ZM201 150H202V149H201ZM224 150H225V149H224ZM243 150H244V149H243ZM249 150H251V149H249ZM253 150H254V149H253ZM253 150H251V151H253ZM0 151H1V150H0ZM2 151H3V149H2ZM15 151H16V150H15ZM18 151H19V149H18ZM18 151H17V152H18ZM22 151H23V150H22ZM81 151H82V150H81ZM81 151H80V152H81ZM128 151H129V149H128ZM131 151H132V148H131ZM140 151H141V150H140ZM144 151H146V150H143V153H144ZM150 151H152V150H150ZM153 151H154V149H153ZM160 151H161V150H160ZM188 151H190V150H188ZM198 151H199V150H198ZM205 151H206V150H205ZM205 151H204V152H205ZM209 151H210V150H209ZM212 151H214V150H212ZM225 151H226V150H225ZM232 151H233V150H232ZM262 151H264V150H262ZM11 152H12V151H11ZM35 152H36V151H35ZM47 152H49V151H47ZM52 152H53V151H52ZM58 152L60 153V151H58ZM61 152H63V151H61ZM74 152H75V150H74ZM83 152H84V150H83ZM83 152H82V154H83ZM100 152H101V151H100ZM132 152H134V151H132ZM147 152H148V151H147ZM169 152H170V151H169ZM177 152H180V150H179V151L177 150ZM183 152H184V151L182 150V152H180V153H183ZM201 152H202V151H201ZM215 152L217 153V151H215ZM221 152H222V151H220V154H221ZM223 152H224V151H223ZM230 152H231V150H230L228 153H230ZM24 153H29V152H28V151H27V152L24 151ZM30 153H31V152H30ZM30 153H29V155H32V154L34 153V150H33V153H31V154H30ZM49 153H50V152H49ZM67 153H68V152H67ZM141 153H142V152H141ZM143 153H142V155H143ZM145 153H146V152H145ZM145 153H144V154H145ZM184 153H185V152H184ZM184 153H183V154H184ZM196 153H197V152H196ZM207 153H209V152H207ZM210 153H212V152L210 151ZM226 153H227V151H226ZM247 153H248V151L246 152V154H247ZM260 153H261V152H260ZM16 154H17V153H16ZM35 154H37V153H35ZM53 154H57V153H53ZM78 154H79V153H78ZM96 154H97V153H96ZM104 154H105V153H104ZM132 154H133V153H132ZM132 154H131V155H132ZM167 154H168V153H167ZM212 154H213V153H212ZM212 154H211V155H212ZM218 154H219V153H218ZM218 154H216V156H217ZM220 154H219V155H220ZM223 154H224V153H223ZM249 154H250V153H249ZM249 154H248V155H249ZM258 154H259V152H258ZM12 155H14V154H12ZM12 155H11V156H12ZM44 155L47 156L48 154H44ZM49 155L52 156V158H53V155H51V154H49ZM59 155H60V154H59ZM63 155H65V154L63 153ZM69 155H70V154H68V156H69ZM75 155L77 156V154H75ZM75 155H72V156H75ZM80 155H81V154H80ZM84 155H85V154H83V156H84ZM99 155H100V154H99ZM102 155H103V154H102ZM106 155H107V154H106ZM115 155H116V154H115ZM115 155H114V156H115ZM142 155L139 154V156H142ZM160 155H161V154H160ZM179 155H180V154H179ZM185 155H186V154H185ZM197 155H198V154H197ZM201 155H202V154H201ZM201 155H200V156H201ZM207 155H208V154H207ZM209 155H210V154H209ZM221 155H222V154H221ZM9 156H10V155H9ZM19 156L22 157L21 153H20ZM26 156H27V155H26ZM35 156H36V155H35ZM54 156L57 157L56 155H54ZM65 156H66V155H65ZM70 156H71V155H70ZM70 156H69V157H70ZM72 156H71V157H72ZM83 156H82V157H83ZM85 156H86V155H85ZM107 156H108V155H107ZM114 156H112V157H114ZM129 156H130V154H129ZM129 156H128V157H129ZM132 156H133V155H132ZM136 156L139 157L138 154H136ZM151 156H152V155H151ZM151 156H150V157H151ZM158 156H159V154H158ZM163 156H165V155H163ZM181 156H182V155H181ZM194 156H195V155H193V157H194ZM212 156H213V155H212ZM212 156H211V158H212ZM232 156H233V155H232ZM250 156H251V155H250ZM250 156H249V157H250ZM257 156H258V155H256V157H257ZM7 157H8V156H7ZM17 157H18V155H17ZM23 157H24V155H23ZM36 157H37V156H36ZM55 157H54V158H55ZM59 157H60L61 160H62L63 157H62V156H59ZM82 157H79V159H81ZM104 157H105V156H104ZM108 157H109V156H108ZM108 157H107V158H108ZM128 157H126V160H128V159H127ZM130 157H131V156H130ZM145 157H146V158H144V157H140V158H144V159H145V161H144V159H143V161L145 162V165H146V161H147L148 159H150V157H149V156H146V155H145ZM147 157H148V159H147ZM153 157H154V156H153ZM160 157H161V156H160ZM198 157H199V156H198ZM204 157H205V156H204ZM213 157H214V156H213ZM225 157H226V155L224 156L223 159H226ZM244 157L246 158V156H244ZM249 157H247V158H249ZM15 158H16V156H15ZM38 158H39V157H38ZM41 158H42V157H41ZM50 158H51V157H50ZM109 158H110V157H109ZM154 158H155V157H154ZM156 158H157V156H156ZM175 158H176V157H175ZM194 158H196V157H194ZM218 158H219V156H218ZM221 158H222V157H221ZM232 158H233V157H232ZM232 158H231V159H232ZM245 158H244V159H245ZM252 158H253V157H252ZM252 158H251V159H252ZM254 158H255V157H254ZM254 158H253V159H254ZM261 158H262V154H261ZM21 159H22V158H21ZM23 159H24V158H23ZM42 159H44V157H43ZM48 159H49V158H48ZM66 159H68L67 156H66V158L64 159V161H65ZM79 159H78V160H79ZM98 159H99V158H98ZM100 159H101V158H100ZM104 159H105V158H104ZM129 159H130V158H129ZM133 159H135V158L133 157ZM133 159H132V161H134ZM159 159H160V158H159ZM200 159H201V158H200ZM200 159H199V161H200ZM244 159H243V160H244ZM262 159H264V157H263ZM5 160H6V157H5ZM17 160H18V159H17ZM24 160H25V159H24ZM26 160H27V159H26ZM34 160H35V159H34ZM34 160H33V161H34ZM44 160H45V159H44ZM61 160H60V161L58 160V161L61 162ZM68 160H69V159H68ZM68 160H66L65 162H67ZM70 160H71V159H70ZM70 160H69V163H70ZM105 160H106V159H105ZM105 160H103V161H105ZM135 160H136V159H135ZM156 160H157V159H156ZM164 160H165V159H164ZM185 160H186V159H185ZM185 160H184V161H185ZM192 160H193V159H191V161H192ZM201 160L203 161L204 159H201ZM208 160H209V159H208ZM208 160H207V161H208ZM246 160H247V159H246ZM256 160H257V159H256ZM22 161H23V160H22ZM50 161L52 162L53 159H52V160L50 159L49 162H50ZM55 161H56V160H55ZM55 161H54V162H55ZM58 161H57V162H58ZM62 161H63V160H62ZM79 161H81V160H79ZM94 161H96V159H95ZM128 161H130V160H128ZM165 161H166V160H165ZM191 161H190V162H191ZM194 161H195V160H194ZM197 161H198V160H197ZM197 161H196V162H197ZM199 161H198V162H199ZM211 161H212V160H211ZM213 161H214V160H213ZM217 161H220V158H219V160H217ZM217 161H216V162H217ZM223 161H225V160H223ZM253 161H254V160H253ZM258 161H259V160H258ZM39 162H40V161H39ZM47 162H48V160H47ZM51 162H50V163H51ZM59 162H58V164H59ZM71 162H74L73 159H72ZM81 162H82V161H81ZM81 162H79V163H81ZM98 162H101V161L98 160ZM105 162H106V161H105ZM105 162H103V163H105ZM136 162H137V160H136ZM179 162H180V161H179ZM196 162H195V163H196ZM204 162H206V161H204ZM229 162H230V160H229V158H228V162H225V163L228 164ZM234 162H235V161H234ZM244 162H245V160H244ZM244 162H243V163H244ZM1 163H2V162H1ZM26 163H27V162H26ZM50 163H49V164H50ZM69 163H68V164H69ZM77 163H78V162H77ZM79 163L76 164V165H79ZM82 163H83V162H82ZM103 163H102V164H103ZM116 163H118L117 160H116ZM116 163H114V164H116ZM149 163H153V161H152V162H149ZM155 163H156V162H155ZM155 163H153V164H155ZM161 163H162V162H161ZM177 163H178V162H177ZM181 163L183 164V162H181ZM199 163H200V162H199ZM199 163H198V164H199ZM210 163H211V162H207L208 165H209ZM212 163H214V162H212ZM219 163H220V162H219ZM219 163L216 164V165H218V169L220 168V167H219ZM232 163H233V162H232ZM12 164H13V162H12ZM18 164H19V163H18ZM36 164H37V163H36ZM47 164H48V163H47ZM49 164H48V166H49ZM55 164H56V162H55ZM63 164H64V162H63ZM71 164H72V163H70V166L73 165V164H72V165H71ZM125 164H126V167H127V165H128L129 163H126V162H125ZM130 164H133V162H132V163L130 162ZM163 164H164V163H163ZM189 164H190V163H189ZM191 164H192V163H191ZM200 164H201V163H200ZM203 164H204V163H203ZM220 164H222V163H220ZM229 164H230V163H229ZM252 164H253V163H252ZM27 165H28V163H27ZM27 165H26V166H27ZM37 165H39V164H37ZM50 165H51V164H50ZM106 165H107V164H106ZM142 165H143V164H142ZM155 165H156V164H155ZM160 165H161V164H160ZM208 165H207V166H208ZM223 165H224V164H223ZM225 165H226V164H225ZM234 165H235V164H234ZM238 165H239V164H238ZM255 165H256V164H255ZM260 165H261V164H260ZM22 166H24V163H23ZM31 166L33 167L32 164H31ZM46 166H47V165H46ZM46 166H45V167H46ZM53 166H54V163H53ZM64 166H66V165H64ZM70 166H69V167H70ZM104 166H105V165H104ZM114 166H116V165H114ZM130 166H131V165H130ZM134 166H135V165H134ZM152 166H153V165H152ZM156 166H158V165H156ZM156 166H155V167H156ZM161 166H163V165H161ZM165 166H166V165H165ZM179 166H181V164H179L178 167H179ZM186 166H188V163H187ZM186 166H184V167H186ZM192 166H193V167H194V166L196 167V165H194V163H193ZM192 166H191V167H192ZM200 166H201V165H200ZM241 166L243 167V165H241ZM252 166H253V168H254V165H252ZM262 166H263V165H262ZM262 166H261V167H262ZM7 167H8V166H7ZM10 167H11V166H10ZM19 167H20V166H19ZM51 167H52V166H51ZM58 167H59V166H58ZM74 167H75V165H74ZM110 167H111V166H110ZM110 167H109V168H110ZM143 167H145V166H143ZM143 167H142V168H143ZM158 167H159V166H158ZM184 167H183V168H184ZM208 167H211V166H208ZM208 167H207V169H208ZM214 167H215V166H214ZM221 167H223V166H221ZM224 167H225V166H224ZM228 167H229V166H228ZM256 167H257V166H256ZM261 167H260V168H261ZM41 168H42V167H41ZM43 168H44V167H43ZM55 168H56V167H55ZM114 168H115V167H114ZM123 168H124V167H123ZM135 168H136V167H135ZM135 168H134V169H135ZM156 168H157V167H156ZM160 168H161V167H160ZM165 168H166V167H165ZM176 168H177V166H176ZM176 168H175V169H176ZM186 168H187V167H186ZM202 168H203V167H202ZM205 168H206V166H205ZM231 168H232V165H231ZM247 168H248V167H247ZM247 168H246V169H247ZM250 168H251V167H250ZM250 168H248V169H250ZM260 168H259V169H260ZM10 169H11V168H10ZM29 169H30V166H29ZM48 169H50V168H48ZM52 169H53V168H52ZM103 169H104V168H103ZM132 169H133V167L131 168V170H132ZM148 169H149V168H148ZM157 169H158V168H157ZM166 169H167V168H166ZM175 169H174V170H175ZM191 169H192V168H191ZM194 169H195V168H193V170H194ZM224 169H225V168H224ZM224 169H223V170H224ZM242 169H243V168H242ZM257 169H258V168H256V170H257ZM259 169H258V170H259ZM2 170H3V169H2ZM25 170H26V169H25ZM53 170H54V169H53ZM113 170H115V169H113ZM116 170H117V169H116ZM141 170H143V169H141ZM158 170H160V169H158ZM179 170H180V169H179ZM181 170H182V169H181ZM181 170H180V171H181ZM196 170H197V168H196ZM199 170H200V169H199ZM199 170H198V171H199ZM202 170H203V169H202ZM205 170H206V169H205ZM212 170H213V169H212ZM215 170H216V169H215ZM221 170H222V169H221ZM15 171H16V170H15ZM27 171H28V172H31L30 170H27ZM37 171H38V170H37ZM55 171L57 172V170H54V172H55ZM109 171H110V170H109ZM122 171H123V170H122ZM144 171H145V170H144ZM163 171H165V169H163ZM175 171H176V170H175ZM183 171H184V170H183ZM194 171H195V170H194ZM194 171H193V173H195ZM198 171H196V172H198ZM209 171H211V170H209ZM227 171H228V170H227ZM240 171H241V170H240ZM17 172H18V171H17ZM28 172H27V173H28ZM35 172H36V171H35ZM52 172H53V171H52ZM52 172H51V173H52ZM110 172H111V171H110ZM116 172H117V171H116ZM125 172H126V171H125ZM128 172H130L129 169H128ZM134 172H135V171H134ZM136 172H137V174H139V172H140V173H143V172H141V171H139V172L136 171ZM169 172H170V170H169ZM188 172H190V171H188ZM204 172H205V171H204ZM217 172H218V170H217ZM221 172H222V171H221ZM233 172H235V171H233ZM22 173H23V172H22ZM44 173H45V172H44ZM59 173H60V171H59ZM64 173H65V172H64ZM111 173H112V172H111ZM158 173H159V171H158ZM172 173H173V172H172ZM182 173H183V172H182ZM186 173H187V172H186ZM219 173H220V170H219ZM219 173H218V175H219ZM229 173H230V172H229ZM242 173H243V172H242ZM244 173H245V172H244ZM246 173H248V172H246ZM8 174H9V173H8ZM19 174H20V173H19ZM19 174H18V175H19ZM30 174H31V173H30ZM112 174H113V173H112ZM128 174H129V173H128ZM128 174H127V175H128ZM145 174H146V173H145ZM161 174H162V173H161ZM170 174H171V173H170ZM190 174H192V173H190ZM190 174H189V175H190ZM195 174H196V173H195ZM199 174H200V173H199ZM202 174H203V173H202ZM208 174H209V173H208ZM222 174L224 175V172H223ZM236 174H237V173H234V175H236ZM238 174H239V173H238ZM253 174H254V173H253ZM256 174H257V173H256ZM23 175H24V174H23ZM45 175H46V174H45ZM45 175H44V176H45ZM56 175H58V174L56 173ZM109 175H110V174H109ZM132 175H133V174H132ZM132 175H130V177H131ZM203 175H204V174H203ZM205 175H206V174H205ZM209 175H210V174H209ZM223 175H220V176H223ZM226 175H227V174H226ZM232 175H233V173H232ZM242 175H243V174H242ZM261 175H263V174H261ZM1 176H2V175H1ZM21 176H22V175H21ZM27 176H28V175H27ZM44 176H43V177H44ZM117 176H118V175H117ZM137 176H138V175H136V177H137ZM143 176H144V175H141V177H142L141 179H143ZM157 176H159V174H158ZM161 176H162V175H161ZM168 176H169V175H167V177H168ZM181 176H183V175H181ZM197 176H199V175L197 174ZM207 176H208V175H207ZM220 176H219V177H220ZM224 176H225V175H224ZM247 176H248V175H247ZM247 176H245V177H247ZM16 177H17V176H16ZM29 177H30V176H29ZM38 177H39V176H38ZM58 177H59V176H58ZM101 177H102V176H101ZM126 177H127V176H126ZM126 177H125V178H126ZM138 177H139V176H138ZM145 177H147V176H145ZM150 177H151V176H150ZM171 177H172V176H171ZM193 177H194V176H193ZM226 177H228V176H226ZM229 177H230V176H229ZM234 177H235V178H234ZM234 177H233V178H234V181H235L236 176H234ZM238 177H239V175H238ZM243 177H244V176H243ZM11 178H12V177H11ZM26 178H27V177H26ZM125 178L123 179L124 181H126ZM131 178H133V177H131ZM139 178H140V177H139ZM147 178H148V177H147ZM156 178H157V177H156ZM158 178H159V177H158ZM161 178H162V177H161ZM172 178H173V177H172ZM182 178H183V177H182ZM188 178L190 179V177H188ZM195 178H196V177H195ZM241 178H242V177H241ZM251 178H252V177H251ZM259 178H260V177H259ZM262 178H263V177H262ZM23 179H24V178H23ZM49 179H50V178H49ZM60 179H61V178H60ZM115 179L117 180V178H115ZM118 179H119V178H118ZM133 179H134V178H133ZM197 179L199 180V178H197ZM246 179H247V178H246ZM246 179H245V180H246ZM9 180H10V179H8L7 181H9ZM64 180H65V179H64ZM173 180H174V179H173ZM193 180H194V179H193ZM240 180H242V179H240ZM245 180H244V181H245ZM248 180H249V179H248ZM260 180H262V179H260ZM7 181H6V182H7ZM16 181L19 182L20 180H15V182H16ZM26 181H27V180H26ZM26 181H25V183H26ZM124 181H123V182H124ZM134 181H135V179H134ZM136 181H137V180H136ZM136 181H135V182H136ZM151 181H152V180H151ZM168 181L170 182V180H168ZM174 181H175V180H174ZM179 181H180V180H178V181H176V182L178 183ZM228 181H229V180H228ZM231 181H232V180H231ZM251 181H252V180H251ZM10 182H11V180H10ZM18 182H17V183H18ZM137 182H138V181H137ZM146 182H147V181H146ZM165 182H166V181H165ZM181 182H182V181H181ZM187 182L189 183L188 180H187ZM187 182H186V184H187ZM190 182H191V180H190ZM247 182H248V181H247ZM252 182H253V181H252ZM260 182H261V181H260ZM7 183H8V182H7ZM20 183H21V181H20ZM144 183H145V181H144ZM150 183H151V182H150ZM162 183H163V182H162ZM230 183H232V182H229V184H230ZM234 183H235V182H234ZM2 184H3V181H2ZM41 184H43V183H41ZM122 184H123V183H122ZM128 184H129V183H128ZM178 184H179V183H178ZM180 184H181V183H180ZM191 184H192V183H191ZM255 184H256V183H255ZM257 184H258V182H257ZM25 185H27V184H25ZM116 185H117V184H116ZM165 185H166V184H165ZM170 185H171V184H170ZM240 185H241V184H240ZM240 185L237 184L238 187H239ZM250 185H251V184H250ZM262 185H263V184H262ZM0 186H1V185H0ZM17 186H18V185H17ZM17 186H15V187L17 188ZM33 186H34V185H33ZM45 186H46V185H45ZM122 186H123V185H122ZM127 186H128V185H127ZM130 186H131V185H130ZM134 186H136V185H134ZM144 186H146V185H144ZM144 186H143V187H144ZM158 186H159V184H158ZM158 186H157V187H158ZM168 186H169V183H168ZM168 186H167V187H168ZM175 186L177 187V185H175ZM180 186H181V185H180ZM190 186H191V185H190ZM216 186H217V185H216ZM241 186H242V185H241ZM243 186H244V185H243ZM245 186H247V185H245ZM255 186H256V185H255ZM257 186H258V185H257ZM19 187H20V186H19ZM109 187H110V186H109ZM128 187H129V186H128ZM140 187H141V186H140ZM148 187H149V186H148ZM151 187H152V186H151ZM151 187H150V188H151ZM153 187H154V186H153ZM155 187H156V186H155ZM160 187H161V186H160ZM165 187H166V186H165ZM167 187H166V188H167ZM171 187H172V186H171ZM178 187H179V185H178ZM193 187H194V186H193ZM226 187H227V185H226ZM233 187H235V186H233ZM248 187H249V186H248ZM260 187H261V186H260ZM260 187H259V188H260ZM118 188H119V187H118ZM138 188H139V187H138ZM163 188H164V187H163ZM163 188H162V189H163ZM211 188H213V187H211ZM224 188H225V187H224ZM224 188H223L222 190H224ZM250 188H251V186H250ZM252 188H253V187H252ZM259 188H258V189H259ZM0 189H1V188H0ZM2 189H3V187H2ZM25 189H26V188H25ZM108 189H109V188H108ZM113 189H114V188H113ZM139 189H140V188H139ZM142 189H143V188H142ZM146 189H147V188H146ZM146 189H145V190H146ZM153 189H155V188H153ZM158 189H159V187H158ZM158 189H155V191H157ZM173 189H174V188H173ZM177 189H178V188H177ZM179 189H180V188H179ZM200 189H201V188H200ZM219 189H221V188H219ZM228 189H229V188H228ZM228 189H227V190H228ZM230 189H231V188H230ZM239 189H240V188H239ZM239 189H238V191H239ZM246 189H247V187H246ZM255 189L257 190V188H255ZM3 190H4V189H3ZM114 190H115V189H114ZM118 190H119V189H118ZM123 190H124V187H123ZM123 190H122V191H123ZM147 190H148V189H147ZM159 190H160V189H159ZM174 190H175V189H174ZM183 190H184V189H183ZM189 190H190V189H189ZM195 190H196V189H195ZM195 190H194V192H197V191H195ZM208 190H209V192H210L212 189H211V190L208 189ZM208 190H206L207 193H209ZM232 190H233V189H232ZM240 190H242V188H241ZM244 190H245V189H244ZM253 190H254V189H253ZM20 191H21V190H20ZM107 191H108V190H107ZM120 191H121V190H120ZM128 191H129V190H128ZM130 191H131V190H130ZM139 191H140V190H139ZM143 191H144V189H143ZM151 191H152V190H151ZM151 191H150V192H151ZM160 191H161V190H160ZM163 191H164V190H163ZM166 191H167V189H166ZM179 191H181V190H179ZM214 191H216V190H214ZM245 191H246V190H245ZM258 191H260V190H258ZM263 191H264V189H263ZM263 191H262V192H263ZM13 192H14V191H13ZM113 192H116V191H113ZM117 192H118V191H117ZM141 192H142V191H141ZM144 192H145V191H144ZM174 192H175V191H174ZM177 192H178V191H177ZM190 192H191V191H190ZM194 192H193V193H194ZM206 192H205V193H206ZM230 192H232V191H230ZM253 192H254V191H253ZM260 192H261V191H260ZM262 192H261V193H262ZM24 193H25V192H24ZM108 193H109V192H108ZM118 193H120V192H118ZM132 193H133V192H132ZM135 193H136V192H135ZM135 193H134V194H135ZM137 193H138V192H137ZM142 193H143V192H142ZM175 193H176V192H175ZM175 193H174V194H175ZM182 193H183V192H182ZM211 193H212V192H211ZM217 193H218V191L216 192V194H217ZM240 193H241V191H240ZM254 193H255V192H254ZM258 193H259V192H258ZM5 194H6V193H5ZM10 194H11V193H10ZM14 194H15V193H14ZM17 194H18V193H17ZM25 194H26V193H25ZM121 194H122V193H121ZM124 194H125V193H124ZM158 194H159V192H158ZM171 194H172V193H171ZM178 194H179V193H178ZM178 194H177V195H178ZM180 194H181V193H180ZM212 194H213V193H212ZM219 194H220V193H219ZM6 195H7V194H6ZM22 195H23V194H22ZM113 195H115V194H113ZM128 195H129V194L126 193L125 196H128ZM136 195H137V194H136ZM144 195H145V194H144ZM154 195H155V194H154ZM191 195H192V193H191ZM197 195H198V194H197ZM205 195H206V194H205ZM227 195H228V194H227ZM244 195H245V194H244ZM255 195H256V194H255ZM257 195H258V194H257ZM0 196H1V195H0ZM13 196H14V195H13ZM19 196H20V194H19ZM19 196H18V197H19ZM27 196H28V195H27ZM82 196L85 197V195H82ZM118 196H119V195H118ZM138 196H139V195H138ZM145 196H146V195H145ZM147 196H148V193H147ZM180 196H181V195H180ZM194 196H195V195H194ZM215 196H217V195H215ZM223 196H224V195H223ZM242 196H243V195H242ZM242 196H241V197H242ZM258 196H260V195H258ZM261 196H262V195H261ZM6 197H7V196H6ZM18 197H17V198H18ZM28 197H29V196H28ZM77 197H78V196H77ZM115 197H116V196H115ZM115 197H114V199H115ZM134 197H135V196H134ZM136 197H137V196H136ZM175 197H176V196H175ZM175 197H173V199H174ZM190 197H191V196H190ZM202 197H203V196H202ZM202 197H201V198H202ZM212 197H213V196H212ZM244 197H245V196H244ZM74 198H75V197H74ZM78 198H79V197H78ZM116 198H117V197H116ZM130 198H131V197H130ZM149 198H150V197H149ZM153 198H154V197H153ZM168 198H169V197H168ZM197 198H199V197L197 196V197L195 198V200H196ZM215 198H216V197H215ZM238 198L240 199V197H238ZM253 198H254V197H253ZM260 198H261V197H260ZM104 199H105V198H104ZM104 199H103V200H104ZM133 199H134V198H133ZM135 199H136V198H135ZM139 199H141V198H139ZM150 199H151V198H150ZM157 199H159V197H158ZM165 199H166V198H165ZM186 199H187V198H186ZM192 199H193V198H192ZM203 199H204V198H203ZM248 199H249V198H248ZM257 199H258V198H257ZM257 199H255V200H257ZM261 199H262V198H261ZM1 200H2V199H1ZM77 200H78V199H77ZM111 200H112V199H111ZM120 200H121V199H120ZM124 200H125V198H124ZM130 200H131V199H130ZM130 200H129V201H130ZM142 200H143V198H142ZM161 200H163V199H161ZM233 200H234V199H233ZM246 200H247V199H246ZM32 201H33V200H32ZM99 201H100V200H99ZM127 201H128V200H127ZM127 201H126V202H127ZM132 201H133V200H132ZM136 201H137V200H136ZM151 201H152V200H150V202H151ZM169 201H170V200H169ZM171 201H172V200H171ZM189 201H190V199H189ZM189 201H188V202H189ZM193 201H194V200H193ZM20 202H21V201H20ZM20 202H19V203H20ZM39 202H40V199H39ZM44 202H45V201H44ZM44 202H43V203H44ZM46 202H47V201H46ZM122 202H123V201H122ZM147 202H148V201H146L145 203H147ZM164 202H165V201H164ZM172 202H173V201H172ZM181 202H185V200L180 201V203H181ZM188 202H187V203H188ZM198 202H200V200H198ZM207 202H208V200H207ZM217 202H218V201H217ZM217 202H216V203H217ZM247 202H248V200H247ZM249 202H250V201H249ZM259 202H262V201H259ZM17 203H18V202H17ZM19 203H18V204H19ZM41 203H42V201H41ZM43 203H42V204H43ZM110 203H111V202H110ZM114 203H115V202H114ZM130 203H131V202H130ZM130 203H128V206H129ZM133 203H134V202H133ZM143 203H144V202H143ZM185 203H186V202H185ZM202 203H203V202H202ZM213 203L216 204V203H215V200H214ZM18 204H17V205H18ZM29 204H31V202H30ZM45 204H46V203H45ZM48 204H49V203H48ZM75 204H76V203H75ZM75 204H74V205H75ZM121 204H122V203H121ZM149 204H150V203H149ZM171 204H172V203H171ZM173 204H174V203H173ZM236 204H237V203H236ZM262 204H263V203H262ZM37 205H38V204H37ZM46 205H47V204H46ZM71 205H72V204H71ZM80 205H81V204H80ZM84 205H85V204H84ZM84 205H83V206H84ZM112 205H113V204H112ZM116 205H119V202H118V204H116ZM131 205H132V204H131ZM133 205H134V204H133ZM156 205H157V204H156ZM186 205H187V204H186ZM193 205H194V204H193ZM202 205H203V204H202ZM218 205H219V203H218ZM0 206H1V205H0ZM14 206H15V205H14ZM18 206H19V205H18ZM21 206H22V205H21ZM87 206H88V205H87ZM113 206H114V205H113ZM120 206H121V205H120ZM143 206H144V204L142 205V208H144ZM145 206H147V204H146ZM171 206H173V205H171ZM189 206H190V208H192V207H191V206H192L191 204H189ZM197 206H198V205H197ZM197 206H196V207H197ZM203 206H204V205H203ZM203 206H202V207H203ZM227 206H228V205H227ZM238 206H239V205H238ZM249 206H250V205H249ZM249 206H247V208H248ZM263 206H264V205H263ZM16 207H17V206H16ZM32 207H33V206H32ZM39 207H40V204H39ZM42 207H43V206H42ZM52 207H53V206H52ZM80 207H81V206H80ZM80 207H79V208H75V210H76V209L79 210ZM84 207H85V206H84ZM118 207H119V206H118ZM122 207H124V206H122ZM131 207H132V206H130V208H131ZM140 207H141V206H140ZM148 207H149V206H148ZM156 207H157V206H156ZM196 207H195V208H196ZM229 207H230V206H229ZM252 207H253V206H252ZM19 208H20V206H19ZM37 208H38V207H37ZM37 208H36V206H35V209H37ZM47 208H48V207H47ZM47 208H46V209H47ZM73 208H74V207H73ZM82 208H83V207H82ZM137 208L139 209V206H137ZM167 208H168V206H167ZM169 208L171 209L172 207L169 206ZM175 208H176V207H175ZM184 208H186V207H184ZM188 208H189V207H188ZM198 208H199V206H198ZM198 208H197V210H199ZM218 208H219V206H218ZM247 208H245V210H246ZM249 208H251V207H249ZM258 208H259V207H258ZM258 208H257V209H258ZM52 209H53V208H52ZM85 209H86V208H85ZM93 209H95V208H93ZM93 209H92V210H93ZM96 209H97V208H96ZM131 209H132V208H131ZM134 209H135V208H134ZM148 209H149V208H148ZM152 209H153V206H152ZM201 209H202V208H201ZM220 209H221V208H220ZM263 209H264V207H263ZM10 210H11V209H10ZM13 210H14V208H13ZM15 210H16V213H18L17 210H19V209H15ZM21 210H22V208H21ZM65 210H66V208H65ZM65 210H61V211L64 212ZM82 210H83V209H81V211H82ZM87 210H89V208L86 209V211H87ZM92 210H91V211H92ZM144 210H145V209H144ZM149 210H150V209H149ZM208 210H209V208H208ZM217 210H218V209H216V211H217ZM225 210H226V209H225ZM245 210H243V211H245ZM7 211H8V210H6V212H7ZM24 211H25V210H24ZM41 211H42V213H44L43 210H41ZM41 211H40V212H41ZM45 211H46V210H45ZM58 211H60V209H59ZM67 211H69V210H67ZM70 211H71V210H70ZM70 211H69V213H70ZM89 211H90V210H89ZM97 211H98V210H97ZM134 211L136 212L137 209L134 210ZM134 211H133V212H134ZM141 211L143 212V209H142ZM174 211H175V210H174ZM179 211H182V210H181V209L178 210L177 213H179ZM202 211H203V210H202ZM202 211H201V212H202ZM209 211H210V210H209ZM213 211H214V210H213ZM227 211L229 212L230 210L228 209ZM243 211H242V212H243ZM258 211H259V210H258ZM12 212H15V211H12ZM40 212H39V214H40ZM63 212H62V213H63ZM76 212H77V211H76ZM198 212H200V210H199ZM204 212H205V211H204ZM228 212H227V213H228ZM239 212H240V211H239ZM262 212H263V211H262ZM2 213H3V212H2ZM2 213H1V215H2ZM7 213H8V212H7ZM7 213H6V214H7ZM10 213H11V212H10ZM10 213H9V214H10ZM16 213H15V214H16ZM19 213H20V210H19ZM26 213H27V211H26ZM31 213H33V211H32ZM53 213H55V211L52 212V214H53ZM58 213H59V212H58ZM62 213H60L59 216H60ZM66 213H67V212H66ZM80 213H81V212H80ZM83 213H84V212H83ZM89 213H90V212H89ZM137 213H138V212H137ZM166 213H167V211H166ZM205 213H206V212H205ZM213 213H214V212H213ZM213 213H212V214H213ZM250 213H251V212H250ZM250 213H247V214H250ZM263 213H264V212H263ZM23 214H24V213H23ZM29 214H30V213H29ZM35 214H36V213H35ZM49 214H50V213H48L47 215H49ZM67 214H68V213H67ZM74 214H75V211H74ZM84 214H85V213H84ZM87 214H88V213H87ZM161 214H162V213H161ZM172 214H173V213H172ZM209 214H210V212H209ZM214 214H215V213H214ZM231 214H232V213H231ZM21 215H22V214H21ZM37 215H38V214H37ZM56 215H57V214H56ZM70 215H71V214H70ZM76 215H77V214H76ZM76 215H75V216H76ZM113 215H114V213H113ZM138 215H139V214H138ZM138 215H136V216L138 217ZM153 215H154V214H153ZM166 215H168V214H166ZM175 215H178V214H175ZM186 215H187V213H186ZM261 215H262V214H261ZM14 216H15V215H14ZM19 216H20V215H19ZM25 216H26V215H25ZM33 216H35V215H33ZM42 216L44 217V215H42ZM78 216H79L78 218H80V215H79V214H78ZM208 216H210V215H208ZM248 216H249V215H248ZM251 216H252V215H251ZM255 216H256V215H255ZM15 217H16V216H15ZM31 217H32V214H31ZM47 217H49V216H47ZM63 217H64V216H63ZM69 217H70V216H69ZM84 217H85V216H84ZM96 217H97V216H96ZM114 217H115V216H114ZM179 217H180V216H179ZM225 217H226V216H225ZM240 217H241V216H240ZM244 217H245V216H244ZM244 217H243V218H244ZM256 217H258V216H256ZM1 218H2V217H1ZM11 218H12V217H11ZM19 218H20V217H19ZM28 218H29V217H28ZM34 218H35V217H34ZM34 218H33V219H34ZM44 218H45V217H44ZM76 218H77V217H76ZM82 218H83V217H82ZM93 218H94V217H93ZM111 218H112V216H111ZM151 218H152V217H151ZM165 218H166V217H165ZM174 218H175V217H174ZM186 218H187V217H186ZM186 218H185V219H186ZM191 218H192V217H191ZM199 218H200V217H199ZM199 218H198V219H199ZM211 218H212V216H211ZM228 218H229V217H228ZM246 218H247V216H246ZM248 218H249V217H248ZM248 218H247V219H248ZM250 218H251V217H250ZM5 219H6V218H5ZM46 219H47V218H46ZM46 219H45V220H46ZM49 219H52V217H51V218L49 217ZM94 219H95V218H94ZM134 219H135V218H134ZM134 219H133V220H134ZM176 219H177V218H176ZM183 219H184V218H183ZM185 219H184V220H185ZM224 219H225V218H224ZM241 219H242V218H241ZM241 219H240V220H241ZM261 219H262V218H261ZM11 220H12V219H11ZM37 220H38V219H37ZM40 220H41V219H40ZM40 220H39V221H40ZM52 220H54V218H53ZM91 220H92V219H91ZM155 220H156V219H155ZM157 220H158V219H157ZM188 220H189V219H188ZM195 220H196V219H195ZM195 220H194V221H195ZM217 220H218V219H217ZM226 220H227V219H226ZM2 221H3V220H2ZM2 221H0V223H1ZM13 221H14V220H13ZM41 221H42V220H41ZM46 221H47V220H46ZM54 221L57 222V221H58V218H57V221H56V220H54ZM92 221H93V220H92ZM149 221H150V220H149ZM175 221H176V220H175ZM182 221H183V220H181V222H182ZM222 221H223V220H222ZM11 222H12V221H11ZM21 222H22V221H21ZM30 222H31V221H30ZM42 222H43V221H42ZM104 222H105V221H104ZM106 222H108V221H106ZM130 222H133V221H130ZM137 222H138V221H137ZM151 222H153V221H151ZM162 222H163V221H162ZM171 222H172V221H171ZM171 222H170V223H171ZM203 222H204V221H202V223H203ZM213 222H214V221H213ZM213 222H211V223H213ZM225 222H226V221H225ZM241 222H242V220H241ZM8 223H9V222H8ZM16 223H17V222H16ZM25 223H27V222H25ZM33 223L35 224V221H34ZM37 223H39V222L37 221ZM49 223H50V220H49ZM64 223H65V222H64ZM76 223H77V222H76ZM96 223H97V222H96ZM139 223H140V222H139ZM154 223H155V222H154ZM188 223H189V222H188ZM209 223H210V222H209ZM223 223H224V222H223ZM260 223H261V222H260ZM2 224H3V223H2ZM5 224H6V223H5ZM5 224H3V225H5ZM34 224H33V225H34ZM45 224H46V223H45ZM54 224H56V223H54ZM54 224H53V225H54ZM98 224H99V223H98ZM109 224H110V223H109ZM116 224H117V223H116ZM122 224H123V223H122ZM129 224H130V223H129ZM129 224H128V225H129ZM133 224L135 225V223H133ZM155 224H156V223H155ZM160 224H161V222H160ZM175 224H176V223H175ZM179 224H180V223H179ZM185 224H187V223H185ZM213 224H215V223H213ZM243 224H244V223H243ZM252 224H253V223H252ZM23 225H24V224H23ZM26 225H27V224H26ZM33 225H29V226H33ZM36 225H37V224H36ZM38 225H39V224H38ZM40 225H43V224H41V222H40ZM49 225H50V224H49ZM57 225H59L58 222H57V224H56L55 226H57ZM62 225H63V224H62ZM66 225H67V224H66ZM111 225H112V224H111ZM139 225H140V224H139ZM142 225H143V224H142ZM173 225H174V224H173ZM181 225H182V224H181ZM215 225H216V224H215ZM240 225H241V224H240ZM240 225H239V226H240ZM44 226L46 227V225H44ZM51 226H52V225H51ZM51 226H50V227H51ZM90 226H91V225H90ZM106 226H107V225H106ZM116 226H117V225H116ZM164 226H166V225H164ZM178 226H179V225H178ZM178 226H177V227H178ZM243 226H244V225H243ZM253 226H254V225H253ZM253 226H252V227H253ZM257 226H258V225H257ZM263 226H264V225H263ZM263 226H262V227H263ZM0 227H1V226H0ZM18 227H19V226H18ZM35 227H36V226H35ZM40 227H41V226H40ZM50 227H49V228H50ZM67 227H68V226H67ZM67 227H65V228H67ZM92 227H93V226H92ZM97 227H98V226H97ZM126 227H127V226H126ZM129 227H130V226H129ZM149 227H150V226H149ZM235 227H236V226H235ZM26 228H27V227L25 226V229H26ZM36 228H37V227H36ZM42 228H43V227H41L40 229H42ZM93 228H94V227H93ZM110 228H111V227H110ZM124 228H125V226H124ZM161 228H162V227H161ZM210 228H211V227H210ZM238 228H240V227H238ZM2 229H4V228H2ZM8 229H9V228H8ZM8 229H7V230H8ZM17 229H19V228H17ZM21 229H22V228H21ZM29 229H30V228H29ZM51 229H52V227H51ZM68 229H69V228H68ZM94 229H95V228H94ZM94 229H93V230H94ZM100 229H101V228H100ZM138 229H139V228H138ZM168 229H169V228H168ZM168 229H167V231H168ZM212 229H213V226H212ZM212 229H210V230H212ZM247 229H248V228H247ZM250 229H251V228H250ZM5 230H6V228H5ZM23 230H24V229H23ZM46 230H47V229H46ZM46 230H45V231H46ZM61 230H62V228H61ZM65 230H67V229H65ZM74 230H75V229H73V231H74ZM82 230H83V229H82ZM82 230H79V233H80V231H82ZM129 230H130V229H129ZM139 230H140V229H139ZM143 230H144V229H143ZM148 230H150V229H148ZM156 230H157V229H156ZM169 230H170V229H169ZM179 230H181L180 227H179ZM190 230H191V229H190ZM199 230H201V228H199ZM232 230H233V229H232ZM263 230H264V229H263ZM9 231H10V229H9ZM19 231H20V230H19ZM19 231H18V232H19ZM39 231H40V230H39ZM52 231L54 232V230H52ZM62 231H63V230H62ZM75 231H77V230H75ZM85 231H86V230H85ZM120 231L122 232V229L119 230L118 232H120ZM124 231H125V230H124ZM136 231H137V229H136ZM140 231H141V230H140ZM159 231H160V230H159ZM173 231H174V230L172 229V232H173ZM241 231H242V230H241ZM253 231H254V230H253ZM253 231H252V232H253ZM256 231H257V230H256ZM261 231H262V229H261ZM20 232H21V231H20ZM23 232H25V231H23ZM23 232H22V234H23ZM36 232H37V230H36ZM40 232H41V231H40ZM49 232H50V231H49ZM56 232H57V231H56ZM59 232H60V231H59ZM83 232H84V230H83ZM109 232H110V231H109ZM142 232H144V231H142ZM169 232H170V231H169ZM172 232H171V233H172ZM177 232H179V231L177 230L176 233H177ZM198 232H199V231H198ZM208 232H209V231H208ZM238 232H240V231H238ZM79 233L77 232L78 235H79ZM107 233H108V232H107ZM126 233H127V232H126ZM138 233H140V232H138ZM156 233H157V232H156ZM159 233H160V232H159ZM173 233H174V232H173ZM182 233H183V232H182ZM222 233H224V231H223ZM232 233H233V232H232ZM254 233H255V232H254ZM257 233H258V232H257ZM257 233H256V234H257ZM30 234H31V233H30ZM39 234H40V233H39ZM49 234H51V233H49ZM49 234H48V235H49ZM56 234H57V233H56ZM82 234H83V233H82ZM84 234H85V233H84ZM98 234L100 235V232H99ZM120 234H121V233H120ZM145 234H146V233H145ZM160 234H161V233H160ZM193 234H194V233H193ZM196 234H197V233H196ZM200 234H201V233H200ZM256 234H255V235H256ZM259 234H260V233H259ZM0 235H1V233H0ZM35 235H36V234H35ZM37 235H38V234H37ZM40 235L43 236V234H40ZM46 235H47V234H46ZM52 235H54V234H52ZM70 235H71V234H70ZM95 235H96V234H95ZM142 235H143V234H142ZM142 235H141V236H142ZM178 235H179V234H178ZM178 235H177V236H178ZM184 235H186V234H184ZM208 235H209V234H208ZM231 235H233V234H231ZM5 236H6V235H5ZM20 236H21V235H20ZM24 236H25V235H24ZM42 236H41V237H42ZM44 236H45V235H44ZM57 236L59 237V235H57ZM116 236H117V235H116ZM144 236H146V235H144ZM172 236H173V235H172ZM179 236H180V235H179ZM187 236H189L188 233H187ZM209 236H211V235H209ZM228 236H229V235H228ZM237 236H238V235H237ZM240 236H241V235H240ZM251 236H252V234H251ZM263 236H264V235H263ZM2 237H3V236H2ZM2 237H1V238H2ZM18 237H19V236H18ZM18 237H17V238H18ZM35 237H36V236H34V238H35ZM45 237H46V236H45ZM50 237H51V236H50ZM50 237H49V238H50ZM58 237H57V238H58ZM78 237H79V236H78ZM133 237H134V236H133ZM133 237L131 236V238H133ZM147 237H148V236H147ZM159 237H160V236H159ZM159 237H158V239H159ZM183 237H184V236H183ZM193 237H194V236H193ZM196 237H197V236H196ZM230 237H231V236H230ZM246 237H247V236H246ZM255 237H256V236H255ZM1 238H0V239H1ZM34 238H32V240H33ZM42 238H43V237H42ZM47 238H48V237H46L45 239H47ZM52 238H53V237H52ZM59 238H60V237H59ZM66 238H67V236H66ZM85 238H86V237H85ZM93 238H94V237H93ZM115 238H116V237H115ZM115 238H114V239H115ZM123 238H125V237H123ZM128 238H129V237H128ZM142 238H143V236H142ZM163 238H165V237H163ZM177 238H178V237H177ZM198 238H199V236H198ZM242 238H245V237H242ZM19 239H20V238H18V240H19ZM29 239H30V238H29ZM35 239H36V238H35ZM35 239H34V241H37V240H40L41 238H40V239H37V240H35ZM98 239H99V237H98ZM114 239H113V240H114ZM118 239H119V238H118ZM161 239H162V238H161ZM178 239H179V238H178ZM181 239H182V237H181ZM208 239H209V238H208ZM229 239H230V238H229ZM240 239H241V238H240ZM250 239L252 240V238H250ZM1 240H2V239H1ZM49 240H50V239H49ZM91 240H92V239H91ZM116 240H117V239H115L114 242H116ZM128 240H129V239H128ZM174 240H175V242H176V239H174ZM230 240H231V239H230ZM230 240H229V241H230ZM253 240H254V239H253ZM2 241H3V240H2ZM7 241H8V240H7ZM23 241H24V240H23ZM25 241H27V240H26V237H25ZM29 241H30V240H29ZM43 241H45V240H43ZM94 241H96V239H95ZM167 241H168V240H167ZM10 242H11V241H10ZM10 242H8V243H10ZM17 242H18V241H17ZM19 242H20V241H19ZM19 242H18V245L21 244V243H19ZM21 242H22V241H21ZM37 242H38V241H37ZM50 242H51V241H50ZM86 242H87V241H86ZM107 242H108V241H107ZM122 242H123V241H121V243H122ZM127 242H128V241H127ZM127 242H126V244L128 245ZM129 242H130V241H129ZM140 242H141V241H140ZM145 242H146V240H145ZM148 242H149V240H148ZM165 242H166V240H165ZM179 242H180V241H179ZM181 242H182V240H181ZM184 242H185V241H184ZM188 242H189V241H188ZM191 242H192V241H191ZM198 242H199V241H198ZM252 242H253V241H252ZM28 243H29V242H27V244H28ZM33 243H34V242H33ZM51 243L53 244L54 242H51ZM56 243H57V242H56ZM62 243H64V242H62ZM69 243H70V242H69ZM168 243H169V242H168ZM171 243H173V242H171ZM176 243H178V242H176ZM211 243H212V242H211ZM2 244H3V243H2ZM16 244H17V243H16ZM16 244H15V245H16ZM25 244H26V243H24V245H25ZM58 244H59V243H58ZM58 244H57V245L55 244V245H56V248L60 245V244H59V245H58ZM70 244H71V243H70ZM88 244H89V243H88ZM104 244H105V243H104ZM109 244H110V243H109ZM109 244H108V245H109ZM148 244H149V243H148ZM148 244H147V245H148ZM162 244H163V243H162ZM164 244H165V243H164ZM180 244H182V243H180ZM185 244H186V242H185ZM188 244H189V243H188ZM224 244H225V243H224ZM0 245H1V244H0ZM11 245H12V244H11ZM11 245H10V246H11ZM28 245H29V244H28ZM37 245H38V244H37ZM40 245H41V244H40ZM47 245H48V244H47ZM47 245H46V246H47ZM53 245H54V244H53ZM118 245H119V244H118ZM133 245H134V244H133ZM142 245H144V244H142ZM147 245H146V246H147ZM165 245H166V244H165ZM170 245H171V244H170ZM177 245H179V244H176L175 246H177ZM189 245H190V244H189ZM201 245H202V244H201ZM227 245H228V244H227ZM262 245H263V244H261V247H262ZM3 246H4V244H3ZM38 246H39V245H38ZM48 246H49V245H48ZM79 246L81 247V244H80V243H79ZM82 246H83V244H82ZM87 246L89 247V245H87ZM106 246H107V245H106ZM111 246H112V245H111ZM130 246L132 247V245H130ZM148 246H149V245H148ZM168 246H169V245H168ZM190 246H191V245H190ZM228 246H229V245H228ZM257 246H258V245H257ZM44 247H45V246H44ZM44 247L42 248V246H40L39 248H42V250H44ZM49 247H50V246H49ZM54 247H55V246H54ZM61 247H62V245H61ZM69 247H70V246H69ZM80 247H79V250H80ZM84 247H85V246H84ZM88 247H87V248H88ZM101 247H102V246H101ZM112 247H114V246H112ZM138 247H141V246H138ZM144 247H145V246H144ZM144 247H143V248H144ZM150 247H152V246H150ZM204 247H205V246H204ZM213 247H214V246H213ZM259 247H260V246H259ZM24 248H25V247H24ZM27 248H28V246H27ZM45 248H47V247H45ZM58 248H59V247H58ZM64 248H65V247H64ZM66 248H67V247H66ZM90 248H91V247H90ZM108 248H109V249H108L109 251L112 250V248H110V247H108ZM119 248H120V247H119ZM124 248H126V247L124 246ZM135 248H136V247H135ZM147 248H148V247H147ZM147 248H146V249H147ZM170 248H171V247H170ZM170 248H169V249H170ZM183 248H185V247H183ZM210 248H211V247H210ZM231 248H232V246H231ZM3 249H4V248H3ZM3 249H2V250H3ZM10 249H11V248H10ZM13 249H14V248H13ZM21 249H22V248H21ZM31 249H32V248H31ZM91 249H92V248H91ZM96 249H97V248H96ZM105 249H106V247H105ZM110 249H111V250H110ZM120 249H121V248H120ZM128 249H129V248H128ZM146 249H145V250H146ZM150 249H151V248H150ZM154 249H155V246H154ZM166 249H167V247H166ZM176 249H178V246L176 247ZM176 249H175V250H176ZM192 249H193V247H192ZM208 249H209V248H208ZM250 249H251V248H250ZM2 250H0V251L2 252ZM5 250H6V249H5ZM11 250H12V249H11ZM28 250H29V249H28ZM28 250H26V251H28ZM42 250H41V251H42ZM46 250H47V251H48V250L50 251V250H52V249H49V248H48V249H46ZM46 250H45V253L47 252ZM54 250H55V249H54ZM64 250H65V249H64ZM79 250H78V251H79ZM85 250H86V249H85ZM94 250H95V249H94ZM113 250H114V249H113ZM140 250H141V249H140ZM145 250H144V251H145ZM167 250H168V249H167ZM170 250H171V249H170ZM188 250H189V249H188ZM188 250H187V251H188ZM254 250H255V249H254ZM22 251H23V250H22ZM41 251H40L37 255H39V254L41 253ZM78 251H77V253H79ZM90 251H91V250H90ZM124 251H125V254H126V249H125ZM131 251H132V250H131ZM131 251H130V254H131ZM144 251H143V252H144ZM155 251H156V250H155ZM172 251H173V250H171V253H172ZM177 251H178V250H177ZM182 251H183V250H182ZM207 251H208V250H207ZM230 251H231V250H230ZM232 251H233V250H232ZM245 251H246V250H245ZM1 252H0V253H1ZM3 252H4V251H3ZM6 252H7V251H6ZM31 252H33V251H31ZM62 252H63V251H62ZM80 252H81V251H80ZM121 252H122V251H121ZM128 252H129V251H128ZM141 252H142V251H141ZM148 252H149V251H148ZM163 252H164V251H163ZM180 252H181V251H180ZM180 252H179V253H180ZM188 252H189V251H188ZM188 252H187V253H188ZM240 252L242 253V251H240ZM247 252H248V250H247ZM254 252H256V251H254ZM260 252L263 253L264 251H260ZM17 253H18V252H17ZM35 253H37V251H35ZM45 253H44V255H45ZM48 253H49V252H48ZM73 253H74V252H73ZM75 253H76V252H75ZM139 253H140V252H139ZM150 253H151V252H150ZM153 253H154V251H153ZM179 253H178V254H179ZM182 253H183V252H182ZM184 253H185V251H184ZM184 253H183V254H184ZM187 253H186V254H187ZM204 253H205V251L203 252V255H204ZM207 253H208V252H207ZM213 253H214V252H213ZM230 253H231V252H229V250H226V249H225V250H223V249H218V250H216V251H215V255H214V256H215V259H214V260H215L216 264H223V259H225V261H226V258H225V257L228 256V255H230ZM262 253H261V254H262ZM14 254H15V253H14ZM24 254H25V253H24ZM24 254H23V255H24ZM26 254H27V253H26ZM28 254H29V253H28ZM46 254H47V253H46ZM56 254H57V253H56ZM56 254H55V255H56ZM60 254H61V253H60ZM69 254H70V253H69ZM69 254H68V256H69ZM140 254H142V253H140ZM140 254H139V255H140ZM164 254H165V253H164ZM164 254H163V255H164ZM167 254H168V253H167ZM172 254H173V253H172ZM192 254H193V251H192ZM239 254H240V253H238V255H239ZM244 254H245V252H244ZM244 254H242V256H243ZM248 254H249V252H248ZM250 254H251V253H250ZM257 254H258V252H257ZM8 255H9V254H8ZM21 255H22V254H21ZM30 255H32V254L30 253ZM35 255H36V254H35ZM47 255H48V254H47ZM62 255H63V253H62ZM147 255H148V253L146 254V257H147ZM149 255H151V254H149ZM163 255H162V256H163ZM165 255H166V254H165ZM165 255H164V257H165ZM175 255H176V253H175ZM193 255H195V252H194ZM203 255H202V256H203ZM205 255H206V253H205ZM245 255H246V254H245ZM245 255H244V256H245ZM2 256H3V255H2ZM14 256H15V255H14ZM18 256H19V255H18ZM27 256H28V255H27ZM27 256H26V257H27ZM56 256H57V255H56ZM68 256H67V257H68ZM70 256H71V255H70ZM84 256H85V255H83V258H84ZM119 256H120V254H119ZM132 256H133V255H132ZM132 256H131V257H132ZM170 256H172V255H170ZM184 256H185V255H184ZM247 256H248V255H246V257H247ZM250 256H252V254H251ZM15 257H16V256H15ZM26 257H25V258H26ZM36 257H37V256H36ZM110 257H112V254H111ZM136 257H137V256H136ZM153 257H154V256H153ZM262 257H263V256H261V258H262ZM0 258H1V257H0ZM5 258H6V257H5ZM11 258H12V257H11ZM25 258H24V259H25ZM41 258H42V260H43V256H41ZM53 258H54V257H53ZM83 258H81V261H82ZM95 258H96V257H95ZM144 258H145V257H144ZM172 258H173V257H172ZM186 258H187V257H186ZM199 258H200V257H199ZM213 258H214V257H213ZM13 259H14V258H13ZM18 259H19V258H18ZM18 259H17V260H18ZM32 259H33V258H32ZM34 259H35V258H34ZM55 259H56V257H55ZM66 259H67V258H66ZM76 259H78V257L75 258V260H76ZM79 259H80V258H79ZM120 259H121V258H120ZM129 259H130V258H129ZM131 259H132V258H131ZM131 259H130V260H131ZM156 259H157V257H156ZM161 259H162V258H161ZM167 259H168V258H167ZM180 259H183V258H180ZM180 259H178V260H180ZM245 259H246V258H245ZM262 259H263V258H262ZM2 260H4V259L2 258ZM15 260H16V259H15ZM39 260H41V259H39ZM52 260H53V259H52ZM198 260H199V259H198ZM198 260H197V261H198ZM214 260H212V261H214ZM232 260H233V259H232ZM5 261H6V259H5ZM26 261H27V260H26ZM36 261H37V260H36ZM81 261H79V262H81ZM85 261H86V260H85ZM92 261H93V260H92ZM97 261L99 262V260H97ZM97 261H96V262H97ZM112 261H113V262H112ZM115 261H116L115 256H113L112 259H111L110 264H114ZM120 261H122V260H120ZM140 261H141V260H140ZM145 261H146V260H145ZM148 261H149V260H148ZM148 261H147L146 263H148ZM151 261H152V260H151ZM161 261H162V260H161ZM186 261H187V259L185 260V263H186ZM199 261H200V260H199ZM225 261H224V262H225ZM229 261H230V260H229ZM248 261H249V260H248ZM258 261H259V260H258ZM263 261H264V260H263ZM6 262H7V261H6ZM11 262H12V261H11ZM30 262H31V259H30ZM37 262H38V261H37ZM40 262H42V261H40ZM43 262H44V260H43ZM47 262L49 263V260H48ZM55 262H56V261H55ZM59 262H60V260H59ZM59 262H57V263H59ZM77 262H78V260H76V263H77ZM100 262H101V261H100ZM106 262H107V261H106ZM117 262H118V261H117ZM133 262H134V261H132L131 263H133ZM135 262H136V261H135ZM155 262H156V260H155ZM167 262H170V259H169ZM178 262H179V261H178ZM180 262L182 263L181 260H180ZM226 262H227V261H226ZM230 262H231V261H230ZM230 262H229V263H230ZM35 263H36V262H35ZM44 263H46V262H44ZM44 263H42V264H44ZM65 263H66V262H65ZM84 263H86V262H84ZM122 263H124V262H122ZM127 263H128V262H127ZM129 263H130V261H129ZM129 263H128V264H129ZM165 263H166V262H165ZM175 263H177V262H175ZM247 263H248V262H247ZM249 263H251V262H249ZM256 263H257V262H256ZM260 263H261V262H260ZM1 264H2V263H1ZM18 264H19V263H18ZM26 264H27V263H26ZM29 264H30V263H29ZM31 264H32V263H31ZM46 264H47V263H46ZM52 264H53V263H52ZM81 264H82V263H81ZM102 264H104V263L102 262ZM153 264H154V263H153ZM167 264H169V263H167ZM170 264H171V263H170ZM173 264H174V262H173ZM182 264H183V263H182ZM195 264H197V263L195 262ZM205 264H206V263H205ZM214 264H215V263H214ZM261 264H262V263H261Z\"/></svg>",
    "mask_w": 264,
    "mask_h": 264
}]
</instances>
